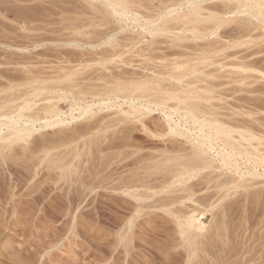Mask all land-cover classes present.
Returning a JSON list of instances; mask_svg holds the SVG:
<instances>
[{"label":"rangeland","instance_id":"374dc122","mask_svg":"<svg viewBox=\"0 0 264 264\" xmlns=\"http://www.w3.org/2000/svg\"><path fill=\"white\" fill-rule=\"evenodd\" d=\"M12 1H15L12 3ZM17 1V3H16ZM19 1V2H18ZM59 1V3H58ZM103 0H0V46H2L0 48V97H3L2 95H4L7 91V93L5 94V96H9V93H11V87L13 89L16 90L15 87H18V83H14L12 84L11 83V78L14 76H19L21 74L20 70L18 69L20 67H23L24 66V70L23 68H21L22 71H25V65L27 66V68H33L35 69L36 67H40L38 68L39 70H43V72H45L44 70H49L51 69V66L52 65V68L54 69V67L57 68V66L61 63V61L66 57H76V55L74 54H78L80 55L81 53L83 54V56H85V58L87 57H90L91 55V58H88L89 60L91 59L92 61V58L94 57L96 59V57H101L100 55L103 54H98V52H101L103 51L102 49L104 47L107 48L108 50V44L110 45V43H108V39H110L112 37V39L116 38V42L119 44L123 43L124 45L126 46H123V45H120L121 47L118 48V45L116 46V49L119 50L122 48H124L125 53L123 52V48L121 50V52H123V55L125 56H122L121 54V57H122V63L120 62L119 59H121L120 57V54L116 53L117 55L113 56V60L116 61L115 64H114V61L112 60V64L114 65H111L110 62L107 63L108 66H111V69L108 71L110 73V75L113 73V74H116L117 72H121L122 69H123V72H125L124 70L126 69V71H134L138 74H142L143 73H151L149 71H151L149 69L148 70H144L145 66L146 68H156V66L159 64V63H168L169 61L172 63V61L175 59V57L178 59L179 57H181L182 55V52L180 51H185V49H187V47L185 46L186 44L188 46L191 47L187 49L188 53H192L194 51H192V47H193V50H198L200 48H202V46L199 48V45H196V44H202V41L198 43V41L194 40L195 42H193V40H187L183 42L182 44V47L180 46H177L176 43L178 42H175V45L174 43H172V40L170 42L169 38L167 40V34L169 33H155V32H151L149 31L148 29H144L142 27H139L137 26L133 21L132 23H130V21L127 20V17L126 19L123 17L122 19L120 18H113L111 15H108L107 12H106V9L105 8V3L102 2ZM124 1H128L129 0H124ZM133 0H130L131 3H133L132 7L133 9H135V12L136 11H145L144 13L143 12H136V13H143V14H140V15H147L149 17H153L156 13V11L160 10V8L162 7V5H167V6H170L173 2V4H177L179 1L181 0H134V2H132ZM22 2V3H21ZM51 2V3H50ZM55 2V3H54ZM100 2V3H99ZM167 2V3H165ZM10 3V4H9ZM16 3V4H15ZM25 3V4H24ZM210 3V2H209ZM6 4V5H5ZM36 4V5H35ZM52 4V6H51ZM55 4V5H53ZM60 4V5H59ZM96 4V6H95ZM99 4V5H98ZM172 4V6H173ZM8 5V6H7ZM34 5V6H33ZM91 5V6H90ZM10 6V7H9ZM14 6V8H12ZM25 7L22 8V7ZM37 8H36V7ZM56 6V7H55ZM135 6V8H134ZM161 6V7H160ZM16 7V8H15ZM30 7V8H29ZM131 7V5H130ZM131 7V8H132ZM139 7V8H137ZM7 8V9H6ZM19 8H22L19 10ZM36 8V9H35ZM48 8V10H47ZM63 8L64 9V13H63ZM95 8V9H94ZM104 8V9H103ZM129 8L127 11H128V15H130V13L132 14L133 9ZM3 9V11H2ZM35 9V11H34ZM38 9V10H37ZM54 11H53V10ZM68 9V10H67ZM99 9V10H98ZM131 9V10H130ZM137 9V10H136ZM16 10V11H15ZM22 10V11H21ZM27 10V11H25ZM31 13H30V11ZM45 12H44V11ZM66 10V11H65ZM102 10H105V11H101ZM131 12H130V11ZM24 11L26 14H28L29 16H34V15H37V16H34V20L30 21V19L26 18L27 15L24 17L23 15L24 14ZM40 11V12H39ZM146 11L148 12L146 14ZM3 12V13H2ZM21 12V13H20ZM44 12V13H43ZM52 12V13H51ZM59 12V13H58ZM95 12V13H94ZM134 12V13H135ZM154 14H152V13ZM20 13V14H19ZM23 13V14H22ZM33 13V14H32ZM55 13V14H54ZM57 13V14H56ZM151 13V14H149ZM15 14V16H14ZM19 14V15H18ZM54 14V15H53ZM94 14V16H93ZM103 14V15H102ZM39 15V16H38ZM44 15V17H43ZM50 15V16H49ZM78 15V16H77ZM103 17L104 15L106 17L109 18L110 16V19L111 21L109 20H106V18H104L105 20L100 19V17ZM14 16V17H13ZM18 16V17H17ZM47 16V17H46ZM49 16V17H48ZM53 16V18H52ZM74 18H72V17ZM97 16V17H96ZM16 17V18H15ZM25 19H24V18ZM58 17V18H57ZM62 17V18H61ZM63 17H66L67 19L64 20ZM69 17V19H68ZM76 17V18H75ZM86 17V18H85ZM112 17V18H111ZM148 17V18H149ZM232 18L233 16L230 14L229 15V18ZM18 18V19H17ZM24 21H23V19ZM30 18V17H29ZM35 18L37 20H35ZM46 18V19H44ZM230 18V19H231ZM28 21H27V20ZM33 19V18H32ZM39 19V20H38ZM42 19V22L41 20ZM93 19V21H92ZM115 19H118L117 21ZM146 19H147V16H146ZM150 19V18H149ZM60 23H59V21ZM86 20V21H85ZM90 20V21H89ZM100 20H103L104 22L106 21H109L110 24L107 23H104V26H106L105 28L100 26L101 24V21ZM119 20L120 23H119ZM125 20H127L128 22H126ZM19 21V23H17ZM56 23H55V22ZM64 21H66L64 23ZM77 21V22H75ZM81 21V22H79ZM96 23H95V22ZM103 21H102V24L103 25ZM29 22H32L30 23L29 25ZM47 22V23H46ZM54 22V23H53ZM70 23L72 24V22H75L77 24H79V27L81 24L83 25H87V22H91L90 25H88L89 27H91V31L85 35H83V37L85 36V38L87 40H91V42L96 45L94 47H91L89 44H85L84 42H86L87 40L85 38H81V36L79 37L81 39V41H77V42H71L69 40H67L68 37H71L72 34H69L67 35V32H71L72 30H67V29H63L65 26H66V23ZM94 24H93V23ZM229 22V21H228ZM227 22V23H228ZM25 23V24H24ZM38 23V24H37ZM81 23V24H80ZM127 23V24H126ZM226 25L224 24L222 27H220L218 30L219 33V36H221L222 34V38L218 41L217 39L220 38H216L215 39V42H217V44L219 45L220 43H224L225 44V47H226V44H232L230 42H232L233 40L235 39H240V40H245V39H248L247 42L249 41V43L245 44L246 46H244V43H243V46L244 47H241L242 46V43H240L239 47L235 44V46L237 48H234L238 50V53L239 55L242 56V54H245L246 53L251 56H248L250 58V60H256L257 58L256 57H260V60L262 61L264 59V31L261 30V28H258L260 31L263 32V36L262 35V32L259 33L260 34V37L259 36H256V32H258L259 30H255L252 29L251 32L250 30L246 29L245 31V28L246 26L244 25V23L240 22V19L238 17L234 18L233 21L230 20V22ZM4 24V25H3ZM16 24V25H15ZM37 24V25H36ZM74 24V23H73ZM91 24H93V28L92 29V26ZM99 25L100 27H96V25ZM107 24V25H105ZM3 25V26H2ZM29 25V26H28ZM33 25V26H32ZM35 25V26H34ZM54 25V26H53ZM110 25V26H108ZM132 25V26H131ZM6 26V27H5ZM17 26V27H15ZM39 26V27H37ZM43 26V27H42ZM47 26V27H46ZM51 26V27H50ZM53 26V27H52ZM55 26H58V27H55ZM87 26V27H88ZM131 26V27H129ZM33 27V28H32ZM62 27V28H61ZM88 27V29H89ZM108 28H111L109 30L111 31H114V32H110L108 31ZM121 27V28H120ZM22 28V29H21ZM31 28V29H30ZM45 28V29H44ZM49 28V29H48ZM84 28V29H87L86 27H82L81 25V29ZM98 28V29H97ZM103 28V29H102ZM118 28V29H117ZM253 28V27H251ZM58 31H56V30ZM97 29V30H96ZM105 29H107V33H105ZM114 29V30H113ZM250 29V28H249ZM11 30V31H10ZM13 30V31H12ZM32 30V31H31ZM35 30V31H34ZM54 31V32H51V31ZM95 30V31H94ZM105 31L103 34L102 31ZM133 30V31H132ZM229 30V31H228ZM231 30V31H230ZM249 32H248V31ZM25 33H24V32ZM37 31V32H36ZM39 31V32H38ZM97 31L99 33H97ZM141 31V32H140ZM144 31V32H142ZM224 31V32H223ZM228 31V33H227ZM236 31V32H235ZM259 31V32H260ZM36 32V33H35ZM41 32V33H40ZM66 32V34H64ZM91 32L94 34L96 33V42H94L95 40H92L89 38V36L91 35ZM102 32V33H100ZM123 32V33H122ZM125 32V33H124ZM139 32V33H138ZM223 32V33H222ZM230 32V33H229ZM235 32V34H234ZM247 32V33H246ZM37 37H35V35ZM57 33V34H56ZM131 33V34H129ZM137 33V34H136ZM142 33V34H141ZM144 33V35H143ZM151 33V35H150ZM153 33V34H152ZM232 33L235 35H232ZM237 33V34H236ZM252 33V34H250ZM19 34V35H18ZM39 34V35H38ZM44 34V35H43ZM60 35H62L60 38L58 37ZM88 34H90L88 36ZM107 34V35H106ZM109 34V35H108ZM155 34V35H154ZM163 34V35H162ZM225 34V35H224ZM239 34V35H238ZM242 34V35H241ZM6 35H8L6 37ZM14 35V36H13ZM29 35V36H28ZM51 35V37H50ZM58 35V36H57ZM94 35V37H95ZM112 35V36H111ZM166 35V36H165ZM21 36V37H20ZM34 36V37H32ZM43 36L45 38H43ZM65 36V37H63ZM67 36V37H66ZM103 36V37H102ZM120 38H119V37ZM125 38H124V37ZM133 36V37H132ZM137 36V37H136ZM151 36V37H150ZM158 36V37H157ZM172 36V34H169V37ZM226 38H225V37ZM231 36V37H230ZM6 37V38H5ZM10 37V38H9ZM30 37V38H29ZM42 38L41 40H39V38ZM50 37L51 39H48ZM53 37V39H52ZM57 37V38H55ZM63 37V38H62ZM92 37V36H91ZM136 37V38H135ZM140 37V38H139ZM228 37V38H227ZM241 37V38H239ZM262 37V38H261ZM8 38V40H7ZM17 38V39H16ZM34 38V39H32ZM47 38V39H46ZM55 38V39H54ZM59 38V39H58ZM66 38V39H65ZM127 38V39H126ZM131 38V39H130ZM160 38V39H159ZM170 38H173V37H170ZM211 38H213L211 36ZM210 38V39H211ZM224 38V39H223ZM4 39V40H3ZM6 39V40H5ZM13 39V40H12ZM84 39V40H83ZM103 42H101V40ZM137 41H135V40ZM152 41H151V40ZM158 39V40H157ZM226 39V40H225ZM229 39V40H228ZM232 39V40H231ZM15 40V41H14ZM86 40V41H85ZM121 40V41H120ZM127 40V41H126ZM148 40V41H147ZM150 40V41H149ZM154 40V41H153ZM167 44H166V42ZM223 40V41H222ZM231 40V41H230ZM263 40V41H262ZM5 41V42H4ZM10 41V42H9ZM98 41V42H97ZM158 41V42H157ZM163 41V42H162ZM175 41V40H174ZM189 41L190 45L189 44ZM228 41V43L226 42ZM19 42V43H18ZM28 42V43H27ZM139 42V43H138ZM148 42V43H147ZM155 42V43H154ZM214 42V41H213ZM214 42V43H215ZM8 43V44H7ZM17 43V44H16ZM80 43V44H79ZM97 43V44H95ZM100 43V44H99ZM102 43V44H101ZM135 43V44H134ZM151 43V44H150ZM154 43V44H153ZM157 43V44H156ZM163 43V44H162ZM173 45H171V44ZM186 43V44H184ZM20 44V45H18ZM28 44V45H27ZM69 44V45H68ZM78 46H76V45ZM137 44V45H136ZM145 44V45H144ZM217 44L216 47H219ZM222 44V45H224ZM250 44V45H249ZM130 45V47H129ZM134 46V47H131ZM139 45V46H138ZM144 47H143V46ZM156 47L158 46V48H160V45L161 48L160 49H155L152 47ZM155 45V46H154ZM166 45V46H164ZM171 45V46H170ZM196 45V46H195ZM220 45V47L222 46ZM252 45V47H251ZM262 45V46H261ZM70 46V47H69ZM168 46L170 47V49H167ZM177 46V47H176ZM185 46V47H184ZM198 46V47H197ZM250 48H249V47ZM28 47V48H27ZM57 47V48H56ZM73 47V48H71ZM126 47H128L127 49H125ZM140 47V48H139ZM152 47V48H151ZM163 47V48H162ZM180 49H179V48ZM223 47V46H222ZM221 47V48H222ZM246 47V48H245ZM5 48V49H4ZM27 48V49H26ZM56 48V49H55ZM102 48V49H101ZM105 48V50H106ZM109 48L111 49V45L109 46ZM130 48V49H129ZM132 48V49H131ZM138 48V49H136ZM142 48V49H141ZM176 48V49H175ZM204 48V47H203ZM220 48V49H221ZM231 48H228L231 52ZM232 48V50L234 51L235 49ZM257 48V49H256ZM262 48V49H260ZM23 49V50H22ZM68 49V50H67ZM78 49V50H77ZM97 49V50H96ZM148 49V50H147ZM155 49V50H154ZM177 51L179 54L181 53V55L179 56L178 53L176 55H174L175 51ZM241 51H240V50ZM246 49V51H245ZM250 49V50H249ZM253 49V50H252ZM260 49L259 53L261 52V50L263 52H261L259 55H258V52L257 50ZM14 50V51H13ZM57 50V51H56ZM66 50V51H65ZM137 50V51H136ZM165 50V51H164ZM172 50V52H171ZM180 50V51H179ZM244 50V51H242ZM256 50V51H255ZM4 51V52H2ZM12 51V52H10ZM73 51V52H71ZM80 51V52H79ZM93 51V53H92ZM120 51H117V52H120ZM136 51V52H135ZM149 51V52H148ZM151 51H155L154 54L153 53H150ZM168 51H170L168 53ZM183 51V60L187 57L189 58V54L186 53V51L184 52ZM192 51V52H191ZM195 51V52H196ZM240 51V52H239ZM257 53H255V52ZM23 52V53H22ZM26 52V53H25ZM32 52V53H30ZM61 52V53H60ZM63 52V53H62ZM66 52V55L65 53ZM71 52V53H70ZM79 52V53H78ZM89 52L91 54H89ZM104 52V51H103ZM109 51H107L108 53ZM111 52V51H110ZM120 52V53H121ZM129 52V53H128ZM140 52V53H138ZM144 52V53H143ZM167 52V53H166ZM174 52V53H173ZM194 52V53H195ZM198 52V51H197ZM200 52V51H199ZM198 52V53H199ZM228 52V51H227ZM237 52V51H235ZM9 56H7L8 54ZM84 53H87V54H84ZM99 55H97V54ZM133 53V55H132ZM143 53L145 55V53L147 55H151L153 54V58L150 57V55L147 57L144 56ZM160 53V54H159ZM168 54L167 56H163L162 57V60H165V62H161L160 61V55H166ZM242 53V54H241ZM252 53V54H251ZM19 54V55H18ZM26 54V55H25ZM31 54V55H30ZM40 54V55H39ZM70 54V55H69ZM73 54V55H72ZM155 54H158V55H155ZM188 54V55H187ZM191 54V57L193 56ZM256 54V55H255ZM6 55V57H5ZM35 55V56H34ZM42 55V56H41ZM51 55V56H50ZM53 55V56H52ZM56 55V56H55ZM94 55V56H93ZM178 55V56H177ZM238 55V54H237ZM244 55V56H245ZM26 56V57H25ZM32 56L34 58H32ZM44 56V57H43ZM59 56V57H58ZM104 56V54L102 55V57ZM117 56V57H116ZM127 56H129L127 58ZM136 56V58H134ZM175 56V57H174ZM186 56V57H185ZM196 56V55H194ZM255 56V57H254ZM263 56V59L262 57ZM3 57V58H2ZM11 57V58H10ZM29 59H28V58ZM32 59H31V58ZM40 57V58H39ZM50 57V59H49ZM61 57V58H60ZM138 57V58H137ZM147 57V59H146ZM151 58L148 60V58ZM185 57V58H184ZM233 57V56H232ZM232 57L230 58H226V59H222L223 63L225 65H223V67L221 66V63H218V65L220 66H217V65H212L210 67L212 68H216L217 67L219 68V70H214L213 73L214 74H217L218 76L215 78L214 77H211L208 76L207 74L205 76H208L209 78H214L212 81L211 79L208 78L207 81H199V83L197 82V84L194 83V85H197L198 87L201 86L204 87L201 89V87H199V91H205L208 90L207 92L209 93H206L209 95V102L205 101V100H202V106L207 109H210L214 112H217V115L219 117V120L220 122L222 121V124L225 122V125H228L227 123H229V127L231 128H237L235 130H244L245 132V129L247 128V130L249 129V132L251 131V133L253 132V134L258 137H260V141L257 139V141L261 142L264 146V91H262L261 87H263V90H264V79H261L258 81V79L256 78H248L246 79L245 81L248 80L251 81V83H247L245 82V84H243L244 82L242 81H236V75H237V78L239 77L238 74H233L232 71L236 70V69H240L239 66L237 67V63L234 64L233 62L235 61H231L229 59H231ZM18 60H17V59ZM54 58V59H53ZM86 58V59H87ZM93 58V59H94ZM97 58V59H99ZM115 58V59H114ZM127 59L129 63H127V61L125 60L126 63L123 62V59ZM142 58V59H141ZM156 58V59H155ZM168 58V59H167ZM174 58L172 61L171 59ZM193 58V57H192ZM247 58V60L249 59ZM52 59V60H51ZM117 59V60H116ZM137 59V60H136ZM139 59V60H138ZM170 59V60H169ZM176 59V60H177ZM233 59V58H232ZM259 59V58H258ZM21 60V64L19 63ZM28 60V61H27ZM31 60V63L30 61ZM34 60V61H33ZM40 60V61H39ZM41 60H43L41 62ZM119 60V61H118ZM138 62H136V61ZM141 60V62H140ZM159 60V61H157ZM175 60V61H176ZM180 61L181 58H179ZM237 60V59H236ZM259 60V61H260ZM4 61V62H2ZM6 61V62H5ZM8 61V62H7ZM15 61L18 63L15 64ZM24 63H23V62ZM25 61H26V64H25ZM52 63H50V62ZM60 61V63H59ZM118 61V62H117ZM144 61V62H143ZM167 61V62H166ZM191 61H196L195 59L191 60ZM225 61V62H224ZM229 61V62H228ZM10 62V63H9ZM28 62V63H27ZM36 64H35V63ZM39 64H38V63ZM49 62V63H48ZM95 62V61H94ZM94 62H91V63H94ZM143 62V64H141ZM169 62V64L171 65V63ZM232 62V63H231ZM236 62V61H235ZM8 63V64H7ZM13 63V64H12ZM23 63V64H22ZM55 63V65H54ZM57 63V64H56ZM146 63V65H144ZM151 63H154V64H151ZM193 63V62H192ZM227 63V64H226ZM15 64V65H14ZM20 64V65H18ZM41 64V65H40ZM48 65V67L46 65ZM110 64V65H109ZM121 64V65H120ZM125 64V65H124ZM138 64V65H137ZM141 64V65H140ZM160 64V65H161ZM169 64H168V67H169ZM173 64V63H172ZM232 64V65H231ZM260 64V62H259ZM258 64V65H259ZM2 65V66H1ZM6 65V66H4ZM35 65V66H33ZM59 65V66H60ZM119 65V66H118ZM123 65V66H122ZM127 65H130V66H127ZM143 65V67H142ZM149 65V66H148ZM156 65V66H155ZM185 65H188L185 64ZM235 65V66H234ZM261 65H263L264 67V61L261 62L260 64V67ZM10 66V67H9ZM13 66V67H11ZM29 66V67H28ZM32 66V67H30ZM54 66V67H53ZM58 66V67H59ZM95 66V65H93ZM122 66V67H121ZM136 66V67H135ZM139 66V67H138ZM173 66V65H172ZM3 67V68H2ZM9 69H7V68ZM18 67V68H16ZM47 67V69H46ZM50 67V68H49ZM96 69H98L97 66H95ZM112 67H114V69H112ZM121 67V68H119ZM126 67V68H125ZM131 67V68H130ZM163 67H167V66H159L158 65V68H160V70H162ZM184 67V66H183ZM187 67V66H185ZM209 66L207 67L206 69V73H210V72H207L209 71L210 69L212 70V68H210ZM221 67V68H220ZM259 67V66H258ZM6 70H5V69ZM10 68H13L12 70ZM16 68V69H14ZM36 68V69H37ZM42 68V69H41ZM45 68V69H43ZM92 70L94 69L93 73L96 74V71L95 68H91ZM119 69V71H118ZM157 69V68H156ZM164 69V68H163ZM209 69V70H208ZM221 69V70H220ZM223 69V70H222ZM224 69H226L227 71H225ZM234 69V70H233ZM8 70V73L9 74H6V71ZM52 70V69H51ZM88 70V69H87ZM91 70V71H92ZM141 70V71H139ZM204 70V69H203ZM230 70V71H229ZM237 70V71H238ZM263 70V69H262ZM14 71V72H13ZM19 71V72H18ZM53 71V70H52ZM51 71V72H52ZM90 71V69H89ZM88 71V72H89ZM90 71V73H91ZM101 71V70H98L97 73ZM111 71V72H110ZM127 71V72H128ZM138 71V72H137ZM146 71V72H145ZM4 72V73H3ZM12 72V74H11ZM18 72V73H16ZM47 72V71H46ZM50 72V70L48 71ZM47 72V73H48ZM86 72V71H85ZM140 72V73H139ZM222 72V73H221ZM232 72V73H231ZM236 72V71H235ZM24 73V72H22ZM88 73V75L90 74ZM108 73V74H109ZM226 73V74H225ZM4 74V76H3ZM87 74V72H86ZM92 74V73H91ZM223 74V75H222ZM225 74V75H224ZM230 74V75H229ZM16 75V76H15ZM190 75H193V74H190ZM9 78L7 79L6 78ZM204 76V75H203ZM203 76H202V79H203ZM11 77V78H10ZM13 77V78H14ZM228 80H225V82L223 83L224 79ZM191 79V78H194V77H188L187 79ZM241 78V77H240ZM205 80L207 79L206 77L204 78ZM229 79H234L233 81L229 80ZM6 82V83H3ZM235 81V82H234ZM252 81L254 82H258V83H252ZM260 81H263V82H260ZM95 82V81H93ZM164 83H166V85L168 84V80H163ZM162 82V83H163ZM205 82V83H204ZM210 82V83H209ZM213 82V83H212ZM229 84H227V83ZM236 84H234V83ZM11 83V84H10ZM163 83V84H164ZM201 83V84H200ZM212 83V84H211ZM231 83V85H230ZM18 84V85H17ZM210 84V85H209ZM214 84V85H213ZM254 84V86H253ZM17 85V86H16ZM165 85V84H164ZM237 85V86H236ZM239 85H243L242 87ZM250 85V86H249ZM254 87H252V86ZM8 87V89L5 91V89ZM11 86V87H10ZM15 86V87H14ZM193 86V85H192ZM211 86V88H210ZM235 86V87H234ZM258 86V87H256ZM20 87V85H19ZM208 89H206V88ZM237 87H238V90H237ZM22 90H24L23 87H21ZM213 88V89H212ZM253 88V89H252ZM256 88V90H254ZM259 88H261L259 90ZM12 89V93L13 90ZM204 89V90H203ZM251 89V90H250ZM3 90V91H2ZM240 90V91H239ZM259 90V91H258ZM3 93H2V92ZM209 91H212V92H209ZM216 91V92H215ZM220 91V92H219ZM234 91V93H233ZM238 91V92H237ZM242 91V92H241ZM252 91V93H251ZM5 92V93H4ZM18 94L20 91H17ZM16 92V93H17ZM22 92V91H21ZM204 92V93H205ZM262 92V93H261ZM220 93V94H219ZM256 94V95H255ZM260 96H257L259 95ZM11 96V94H10ZM9 96V97H10ZM241 96V97H240ZM250 96V97H248ZM253 96V97H252ZM214 97V98H213ZM240 97V98H238ZM217 98V99H216ZM238 98V99H237ZM249 98V99H248ZM251 98V100H250ZM255 98V99H253ZM259 98V99H257ZM263 98V99H262ZM87 99V100H86ZM84 100H82L83 102H81L80 100L77 101L79 104L78 105H82V106H87L89 105L90 103L92 104V100H91V97L89 98H86ZM241 99V100H240ZM253 99V100H252ZM262 99V100H261ZM213 100V101H211ZM237 100V101H236ZM18 101H21V100H17V101H14L18 104ZM120 103H122L123 101V98H121L120 100ZM205 101V102H204ZM247 101V102H246ZM263 101V103H262ZM42 102V101H41ZM39 102V104L41 105L42 103ZM66 103H64V101H61L60 102V107L62 108V110L65 112L66 114V117H68L69 121L65 124V125H62V126H56L54 128H47V129H42L38 132H36L34 134V137H32V142L30 143L31 145L30 146H35L37 145L39 142H41V137L42 134L44 136H48L50 138H56L58 135V130L59 129H62V132L63 130L64 133H67L69 132V129L70 131L74 128H76V125L77 127L81 126L84 128L83 125L87 124L89 122V124L93 123V122H98L99 119H102L100 120V124L101 125H104L105 128H102L103 130H106V131H103V130H97L94 128V137L95 136H98L100 131H101V134L102 131L104 133H106L105 135H103V139H106L104 140L105 142H101L102 144H100V147H101V150L103 152L100 151V148H96V147H99V143H94L91 144L90 146L93 145V147L91 148V150H88L90 148H85V145H84V141L86 139H88V137H92L93 134H89V135H86L87 138L83 137L80 140H77L76 141V144L74 143L73 145L76 146V151H74V162L75 164H78V162H82V164L80 163V165L78 164V169L77 172L74 171L73 173H67L68 175H72L67 178V179H62L63 181H59L58 184H56L55 182V179L54 178H57L58 177V171H48V169H45L42 168V166L38 169V171L35 170L32 168V169H28V168H24L23 166L20 165V168H19V165L17 166H14V162L12 163V160L11 163V167L9 168H6V169H2V167H0V264H205V262L203 261V255L205 253V251H203L202 253V256H201V253L202 251L199 252V255L202 257H200V261H199V256L196 257V259H194V257L192 258L193 261L191 260H187L188 256L186 257V255H188L189 251L186 249L187 247L184 246L183 244H185V242L183 241L182 242V239L184 240V238H182V234L179 233V232H175L176 229H178V227L175 229L174 228V224L175 222H171L170 220V223H169V219L171 218L170 215L168 214V220H167V223H166V219H167V216L166 213L159 209H152V208H144L143 211H142V217L141 216H136V218L134 219L133 221V224H132V227L129 226V221L132 217V215L134 214V211H135V206L133 204H135L134 202H136L135 199H133L131 196L123 193L122 191H115V190H112V186L114 184H120L122 181L126 180V179H130V176H131V179L132 178H138L139 176L140 177H143V176H146V177H143L144 180H146V182L149 181V183H156V182H159V179L162 180V184L159 188V185H160V182L157 183L158 186H155L154 185L153 187H158L156 188L157 190H162L161 192H164L163 194H161V192L158 194L159 196L160 195H164V196H168L167 194L171 193L173 190H174V186L172 188L169 187V188H172V189H168V193L162 188V186L164 187V184L167 186L166 183L163 182V179L166 178L169 176V171L165 172V170H163L162 168V171L157 168L158 165L162 166L164 164L165 161H160L162 159V157L167 156L169 155L168 153H170V155H172L174 152L172 150H176L178 148L179 145L183 146L184 147H188L187 145L189 144L188 141L190 139H188V137H184V136H175L171 130H170V125L172 127H174L176 125L177 122H182V126L180 127L181 129H184L185 127L187 128H190V126L192 127V122L188 123V124H184L185 122L184 121V118L182 117L183 115L181 114V111H176L175 112V108L173 109V107H169V108H164V110L162 109V107H164L163 105H159L158 108L155 106V105H152L153 106V109L152 110H149V111H146V112H143V113H139V114H136V115H132L131 117L128 115H126L125 113H123V110H128L129 109V103H124L122 106L118 107L119 106V103H114V106L113 104L110 106V107H106V106H103V109L102 107H100L98 104H95L94 107H93V111L95 112L92 116L91 115H87L86 117L85 116H82V117H78L76 118L75 120H72L70 118V112L71 110V107L69 105V102L68 101H65ZM171 102L173 103V101H170L168 103L171 104ZM206 104H204V103ZM243 102V103H242ZM260 102V103H259ZM11 103V102H10ZM10 103H6V105L10 104ZM16 103H14V105H16ZM255 103L257 104V106L255 105ZM117 104V105H115ZM217 107H215L214 106ZM240 104V106H239ZM259 104V105H258ZM262 104V106H261ZM7 107H11L10 105ZM67 105V106H66ZM245 105V106H244ZM255 105V106H254ZM13 106V104H12ZM39 106V105H38ZM209 106V108H208ZM253 106V107H252ZM5 107V108H7ZM106 107V108H104ZM123 107V109H122ZM175 107V106H174ZM239 107V108H238ZM245 107V108H244ZM255 107V108H254ZM258 107V108H257ZM262 107V108H261ZM110 108V109H109ZM222 108V109H221ZM243 108V109H242ZM253 108V109H252ZM8 109V108H7ZM168 109V110H166ZM170 109V110H169ZM237 110V111H236ZM240 110V111H239ZM245 110V111H244ZM248 110V111H246ZM251 110V111H250ZM253 110H254V113H253ZM257 112H256V111ZM122 111V112H121ZM166 111V112H165ZM170 111H173V118L172 119H168L167 116H166V113L170 112ZM231 111V112H230ZM239 111V112H238ZM180 112V113H179ZM238 112V114L236 113ZM246 112V113H245ZM260 112V113H258ZM69 113V114H68ZM75 115L78 116L79 115V111L78 110H75ZM234 113V116L233 114ZM242 113V114H241ZM246 116H244V114ZM252 113V114H251ZM96 114V115H95ZM221 114V115H220ZM228 114V115H226ZM237 114V115H236ZM240 114V116H239ZM254 114V115H253ZM126 117H125V116ZM141 115V116H140ZM143 117V120L147 121L145 124H144V121L141 122L140 120L137 121L138 117ZM226 115V116H225ZM121 121H119L118 119L119 118H122ZM181 116V117H180ZM249 116V117H248ZM256 116V117H255ZM85 117V118H83ZM94 119H93V118ZM221 117V118H220ZM236 117V118H235ZM95 118H99L98 120L95 119ZM135 118H136V121H135ZM232 118V120H231ZM242 118V119H240ZM248 118V119H247ZM89 119V120H88ZM90 119H92L90 121ZM235 119V120H234ZM240 119V120H239ZM252 119V120H251ZM257 119V121H256ZM81 120V121H80ZM94 120V121H93ZM96 120V121H95ZM119 122H118V121ZM238 120V122H237ZM245 120V121H244ZM93 121V122H92ZM104 121V123L102 122ZM230 121V122H228ZM251 121V123H249ZM254 121H256L254 123ZM261 121V123H260ZM91 122V123H90ZM110 123L111 125H115L116 126H112L110 127L108 125V129L106 128L107 124L106 123ZM114 122V123H113ZM150 124H147L149 123ZM77 123V124H76ZM82 123V124H81ZM103 123V124H102ZM113 123V124H112ZM142 123H143V126H146L147 124V128L143 127L142 126ZM152 123V124H151ZM236 123V125H235ZM241 123V124H239ZM71 124V125H70ZM88 124V125H89ZM106 124V126H105ZM246 124V125H245ZM249 124V126H248ZM257 124V126H256ZM262 124V125H261ZM233 127H232V126ZM235 125V126H234ZM238 125V126H237ZM255 128H253V126ZM72 126V127H71ZM148 126L150 128H148ZM183 126H185L184 128H182ZM252 126V127H250ZM262 128H261V127ZM72 129H71V128ZM80 127V128H81ZM144 129H143V128ZM167 127V128H166ZM228 127V126H227ZM241 129H240V128ZM246 127V128H245ZM257 127V128H256ZM67 128V129H66ZM69 128V129H68ZM78 128V129H80ZM151 128L153 130H151ZM165 128V129H164ZM185 128V129H186ZM188 128L186 130H188ZM261 128V130H260ZM51 129V130H50ZM82 129V128H81ZM147 131H146V130ZM157 129V130H156ZM163 132H162V130ZM166 129H168L166 131ZM193 129V127H192ZM251 129V130H250ZM257 129V130H256ZM49 130V131H47ZM57 130V131H56ZM67 130V131H66ZM97 130V131H96ZM161 130V131H160ZM246 130V131H247ZM253 130V131H252ZM7 129H4V132H6ZM145 131V132H144ZM159 131V132H158ZM165 131V132H164ZM257 131V132H256ZM261 131V133H260ZM126 132V134H125ZM154 132V133H153ZM157 132V133H156ZM162 132V133H161ZM169 132V133H168ZM248 132V131H247ZM263 132V133H262ZM42 133V134H40ZM48 133V134H47ZM96 133L98 135H96ZM156 133V134H155ZM164 133H167L164 135ZM172 133V134H171ZM47 134V135H46ZM52 134V135H51ZM61 134V133H60ZM63 134V133H62ZM123 134V135H122ZM130 134V135H129ZM158 134H161V135H158ZM238 133L236 132L235 135H237ZM92 135V136H91ZM123 137H122V136ZM174 136L176 138H173L172 139H179L180 141H176V140H172L170 136ZM110 136V137H109ZM115 137V138H111V137ZM117 136V137H116ZM119 136V137H118ZM262 136V138H261ZM105 137V138H104ZM108 137V138H106ZM122 137V138H121ZM125 137V139H124ZM127 137V138H126ZM183 137V138H182ZM195 138H197L196 135H194ZM237 137V136H236ZM36 138V139H35ZM93 138V137H92ZM91 138V139H92ZM171 140H170V139ZM95 139V138H93ZM92 139V140H93ZM116 139H119V140H116ZM123 139V140H122ZM263 139V140H262ZM37 140V141H36ZM102 140V139H101ZM110 140V141H109ZM122 140V141H121ZM127 140V142H126ZM171 142H170V141ZM39 141V142H38ZM107 141V143H106ZM113 141V142H112ZM125 143H124V142ZM128 141H129V144H128ZM187 144H186V142ZM256 141V140H254ZM263 141V142H262ZM116 142V143H115ZM120 142V143H119ZM123 142V144H121ZM184 142V143H182ZM112 143V144H111ZM115 143V145H114ZM119 143V144H118ZM127 143V146L124 144ZM173 143V144H172ZM256 143V142H255ZM258 143V142H257ZM81 144V145H80ZM106 144V145H105ZM109 144V145H108ZM110 144L111 146H113V149L110 148ZM171 144V145H169ZM176 144V145H175ZM183 144V145H182ZM260 146L261 149H264V147ZM98 145V146H96ZM121 145V146H120ZM169 145V146H168ZM186 145V146H185ZM120 146V147H119ZM174 146V147H172ZM81 147V148H80ZM87 147V146H86ZM105 147V148H104ZM115 147V148H114ZM175 148V149H171L170 151V148ZM177 147V148H176ZM85 148V149H84ZM95 148V149H94ZM123 148V149H122ZM179 148H182V147H179ZM78 149V150H77ZM97 149V151H96ZM109 149V151H108ZM112 149V150H111ZM119 151H118V150ZM169 151H168V150ZM85 150V151H84ZM122 150V151H121ZM82 153V156H80V160L77 159L78 156L80 155L79 152ZM87 151V152H86ZM98 153L96 154L95 153ZM115 151V152H114ZM117 151V152H116ZM85 153V157H84V153ZM92 154H90V153ZM122 152V153H121ZM177 154H179V152L175 151ZM79 153V155L77 154ZM114 153V154H113ZM118 153V154H117ZM121 153V154H120ZM92 156V157H90ZM94 154H95V157H94ZM77 156L76 158V161H75V156ZM175 155V153H174ZM88 157H90L88 159ZM102 157V158H101ZM82 158V159H81ZM84 158V159H83ZM86 158V159H85ZM95 160H93V159ZM102 159V160H101ZM110 159V161H108ZM240 159V174L236 172V170H229V174H225V173H228V170H223L222 173L225 175V176H233L234 177H237L242 179L244 184H247V185H244L242 183L243 186H239L238 188H234L232 187L230 190L228 191H225L224 193L221 194L220 192V195L217 194L219 193V191L217 190V188L209 183L210 185L206 186L204 184V182L202 180H200V178H194L192 181L190 180V182L194 185V191L195 193H193V197L195 196L194 199H196V201L200 198L201 196V202L203 203L204 199H206L205 201H207L205 203H203V207L202 205H199V203L197 204V202L200 201H195L196 203H194V201H190L189 200V197L188 198H185V204H181L183 207V209L187 210L189 209V207H199L201 210L202 208L206 209L207 208V211L205 210V212H207V217H206V220L205 221H209L208 223L210 224H207V227L210 228L208 230H206V233L204 232V234L208 237H206V241L210 244H208L206 241H205V238H204V241L207 243V246L208 247H212V248H208L210 250V252L213 253L212 258H214L216 261L215 262H218V259H219V262L221 261L222 263L221 264H234L235 261L237 264H242L244 262V264H264V202H262V204L260 203L262 198L264 201V165H260V166H256L253 164V163H249L247 162L245 159L241 160ZM21 160H27L26 157L25 159H20ZM79 160V161H78ZM84 160V161H82ZM92 160V161H91ZM112 160V161H111ZM78 161V162H77ZM85 161H86V164H85ZM98 161V162H97ZM108 161V162H107ZM160 161V163L158 164L157 162ZM107 162V164L105 163ZM137 162V163H136ZM93 163V164H92ZM98 163V164H97ZM111 163V164H110ZM156 163H157V166H156ZM171 164V162H170ZM82 165V167H81ZM92 165V167L90 166ZM96 165V166H95ZM100 165V166H99ZM109 165V166H107ZM80 166V167H79ZM88 166V167H87ZM90 166V167H89ZM106 166V167H105ZM85 167V168H84ZM102 167V169H101ZM156 167V168H155ZM24 168V170L22 169ZM42 168V169H41ZM94 168V169H93ZM98 168V169H96ZM2 169V171H1ZM16 169V170H15ZM20 169V171H19ZM26 169H27V172H26ZM44 169V170H43ZM158 169H159V173H158ZM256 169V170H255ZM11 170V171H10ZM90 170V171H89ZM19 171V172H18ZM32 171V172H31ZM35 171V172H34ZM37 171V172H36ZM42 171V172H41ZM48 171V173H47ZM80 171V172H79ZM102 171V172H101ZM243 171V172H242ZM5 172V173H4ZM15 174H13V173ZM24 172V173H23ZM58 172V173H57ZM92 172V173H90ZM96 172V173H94ZM110 172V175H112L110 177V175L108 174ZM219 172V171H218ZM221 172V171H220ZM225 172V173H224ZM256 173L259 174V176H253L252 173ZM4 173V174H3ZM22 173V174H21ZM29 173V174H28ZM35 173V174H34ZM48 175H47V174ZM50 173L51 175H55L54 177L53 176H50ZM54 173V174H53ZM90 173V174H89ZM106 173V175H105ZM6 174V175H5ZM13 174V175H12ZM19 174V175H18ZM77 174V175H76ZM86 174V175H85ZM88 174V175H87ZM95 174V175H94ZM121 174V175H120ZM167 174V175H165ZM238 174V175H237ZM250 174V175H249ZM5 175V176H4ZM120 175V176H119ZM165 175V176H164ZM240 175H242L241 177H239ZM7 176V177H6ZM10 176V177H9ZM16 176V178H14ZM18 176V177H17ZM20 176V177H19ZM26 176V177H25ZM36 176V177H34ZM46 176V177H45ZM50 176V177H49ZM57 176V177H56ZM76 176V177H75ZM86 176H91L90 178ZM100 178H99V177ZM103 176V177H102ZM124 176H126V178H124ZM133 176V177H132ZM167 176V177H166ZM253 176V177H252ZM261 176V177H260ZM34 177V179H33ZM52 177V179H51ZM71 177V178H70ZM96 177V178H94ZM109 177V178H108ZM113 177V178H112ZM118 177V178H117ZM139 177V178H140ZM158 177H160L158 179ZM8 180H7V179ZM19 178V179H18ZM25 178V179H24ZM36 178H37V181H36ZM44 178V179H43ZM46 178V179H45ZM92 178L94 179H98L100 182L97 183V185L95 186V190H92V191H89V189H82V185L80 184L83 180H91ZM107 178V179H106ZM111 178V179H110ZM124 178V179H123ZM136 178V179H137ZM142 178V179H143ZM169 178V177H168ZM17 179V180H16ZM22 179V180H20ZM78 179V180H77ZM89 179V180H88ZM113 179V180H112ZM117 179V180H116ZM132 179V180H134ZM239 179V180H240ZM247 181H245V180ZM66 180L68 181V183L66 182ZM103 180V181H102ZM107 180V181H106ZM115 180V181H114ZM143 180V182H145ZM241 180V182H242ZM3 181V182H2ZM20 181V182H18ZM29 181V183H28ZM77 181V182H76ZM81 181V182H80ZM120 181V182H119ZM197 181V182H195ZM199 181V184H197ZM202 185H201V183ZM8 182V183H6ZM13 182V183H12ZM40 182V183H39ZM64 182V184H63ZM104 182V183H102ZM107 182V183H106ZM116 182V183H115ZM118 182V183H117ZM145 182V183H146ZM189 182V181H188ZM189 182V184H190ZM249 182V183H248ZM6 183V184H5ZM15 183V184H14ZM31 183V184H30ZM50 185H49V184ZM52 183V185H51ZM54 183V184H53ZM68 186H67V184ZM71 183V184H70ZM73 183V184H72ZM106 183V185H105ZM109 183V184H108ZM195 183V184H194ZM17 184V185H16ZM45 184H46V187H45ZM56 184V185H55ZM75 184V185H74ZM77 184V185H76ZM79 184V185H78ZM108 184V185H107ZM251 184V185H250ZM101 185V186H100ZM177 185V184H176ZM175 185V186H176ZM197 185H200V186H197ZM4 186V188H3ZM14 186V187H13ZM39 188H37V187ZM58 186H59V189H58ZM66 186V187H65ZM78 186V187H77ZM108 186V187H106ZM182 186V185H181ZM180 185L177 187L176 190H179V193H180V188L181 187ZM206 187L208 188L206 190V188H202V187ZM43 187V188H42ZM45 187V188H44ZM68 187V188H67ZM184 187V186H183ZM181 187V188H183ZM200 187V188H199ZM3 188V190H2ZM8 188L10 190H8ZM36 188V189H35ZM52 188V189H51ZM72 188V189H71ZM100 188V189H99ZM202 188V189H201ZM212 188V189H211ZM215 188V189H214ZM6 191H5V190ZM31 189V190H30ZM67 189V190H66ZM141 189H144V188H141ZM196 189V190H195ZM201 189V190H200ZM204 189V190H203ZM34 190V191H32ZM42 190V191H41ZM44 190V191H43ZM63 190V191H62ZM149 190V189H148ZM164 190V191H163ZM170 190V192H169ZM172 190V191H171ZM174 190V193L175 192H178ZM199 190V191H198ZM214 190H216V192H214ZM234 190V191H233ZM239 190V191H238ZM50 191V192H47ZM62 191V192H61ZM74 191H75V194H74ZM85 191V192H84ZM97 191V192H96ZM142 192L144 191V193L148 192L147 189L145 188V190H141ZM182 191V190H181ZM203 191V192H202ZM213 191V192H212ZM233 191V192H232ZM14 192V193H13ZM30 192V193H28ZM32 192V193H31ZM35 192V193H34ZM38 194H37V193ZM41 192V193H40ZM71 192V193H70ZM73 192V193H72ZM77 192V194H76ZM83 192V193H82ZM87 192V194H86ZM153 191V189H151V191L149 190V194H151ZM166 192V193H165ZM184 192V191H183ZM187 193V191H185ZM184 192V193H185ZM206 192V193H205ZM209 192V193H207ZM223 192V191H222ZM235 192V194H234ZM40 193V194H39ZM64 195H63V194ZM85 193V196L83 195ZM178 193V194H179ZM199 193V194H197ZM204 193L206 195H204ZM212 193V194H211ZM231 193V194H230ZM233 193V194H232ZM13 194V195H12ZM32 194V195H30ZM35 194V196L37 195V197H42L44 198L43 201L42 198H36V200L34 199L33 195ZM42 194V196H40ZM46 196H45V195ZM61 194V196H60ZM74 194V196L72 195ZM173 194H170V195H173ZM177 194V195H178ZM183 194V193H181ZM180 194V195H181ZM214 194V195H213ZM217 194V195H216ZM225 196H224V195ZM227 194V195H226ZM230 194V195H229ZM63 195V196H62ZM69 195V196H68ZM176 195V194H175ZM174 195V196H175ZM199 196L197 198V196ZM209 195V196H208ZM212 195V197H210ZM221 195H223V197H221ZM262 195V196H261ZM53 196V197H52ZM73 196V197H72ZM79 197H84L85 200L82 202H80L81 204L78 203V201L75 203V207L73 206L72 208L68 206V204L66 203L68 201V199L71 197L72 199L73 198H77ZM116 196V197H115ZM158 196V197H159ZM162 196V197H164ZM207 196V197H206ZM232 196V197H231ZM244 196V197H243ZM69 197V198H68ZM94 197V198H93ZM121 197V198H120ZM124 197V198H123ZM193 197L191 196V198L193 199ZM203 197V198H202ZM205 197V198H204ZM210 197V198H208ZM248 197V198H247ZM32 198L34 200H32ZM51 198V199H50ZM93 198V199H92ZM119 198V199H118ZM214 198V199H213ZM222 200H221V199ZM233 198V199H232ZM261 198V199H260ZM62 199V200H61ZM74 199V200H76ZM92 199V200H91ZM126 199V200H125ZM187 199V200H186ZM191 199V200H192ZM203 199V200H202ZM212 199L214 202H212ZM231 199V200H229ZM248 199V200H247ZM27 200L30 202V204L27 202ZM49 200H53L54 202L56 201L55 205L56 206H53L52 208H50V214L49 213V210H44L45 208L43 207V205L48 202ZM89 200V201H88ZM91 200V201H90ZM115 200V201H114ZM124 200V201H122ZM150 200L152 199H149L147 202L149 203ZM189 200V201H188ZM217 200V201H215ZM226 200V201H225ZM229 200V201H228ZM233 200V201H232ZM245 200V201H244ZM30 205L31 208H29V205H26L27 203ZM33 201V202H32ZM39 201V202H38ZM46 201V202H45ZM58 201V202H57ZM63 201V202H62ZM101 201V202H100ZM122 201V202H121ZM126 201V202H125ZM133 201V202H132ZM146 201H142L143 203H145ZM211 201V202H210ZM224 201V202H223ZM248 201V202H247ZM35 202V203H34ZM63 203L62 205L60 204ZM105 202V203H104ZM124 202V203H123ZM130 202V203H129ZM146 202V203H147ZM152 202V201H151ZM235 202V203H234ZM251 204H250V203ZM59 203V204H58ZM79 205H78V204ZM96 203V204H95ZM115 203V204H113ZM117 203V204H116ZM184 203V201H183ZM190 203V204H189ZM200 203V204H202ZM207 203H210L212 204V206H209V204ZM223 203V204H222ZM247 203V204H246ZM25 204V205H24ZM67 204V205H66ZM189 204V205H187ZM231 204V205H230ZM234 204V205H233ZM259 206H258V205ZM261 204V205H260ZM33 205V206H32ZM54 205V204H53ZM96 205V206H95ZM119 205V206H118ZM133 205V206H132ZM179 205V203L177 204ZM180 205V206H181ZM191 205V206H190ZM204 205H206L207 207H205ZM220 205V206H219ZM78 206V207H77ZM128 206H129V209H128ZM176 206V205H175ZM201 206V207H200ZM209 206V207H208ZM229 206V207H228ZM231 206V207H230ZM234 206V207H233ZM258 206V207H257ZM69 207V208H68ZM112 207V208H111ZM177 207V206H176ZM179 207V206H178ZM187 207V208H185ZM217 207V208H216ZM221 207V208H220ZM253 207V208H252ZM29 208V209H28ZM33 208V210H31ZM132 208V209H131ZM180 208V207H179ZM210 208V209H209ZM215 208V210H213ZM233 208V209H232ZM259 208V209H258ZM54 209V210H53ZM182 209V207H181ZM226 209V210H225ZM235 209V210H234ZM238 209V210H236ZM244 209V210H243ZM247 213H246V211ZM70 210V211H69ZM73 210V211H72ZM213 210V212H211ZM220 210V211H219ZM229 210V211H227ZM232 210V211H231ZM243 212H242V211ZM261 210L263 212H261ZM72 211V212H71ZM133 211V212H132ZM148 211V212H147ZM155 212L154 214H159V212L162 213V217L160 218L161 215L157 216V217H154L155 215L153 214L152 215V212ZM158 211V213H157ZM219 211V212H218ZM222 211V212H221ZM226 211V212H225ZM231 211V213H230ZM57 212V213H56ZM145 212H147L148 214H145ZM151 212V214H150ZM211 212V213H210ZM224 212V213H223ZM227 212L229 214H227ZM239 212V213H238ZM261 212V214H260ZM33 216H31V214ZM54 213V214H53ZM235 213V214H234ZM258 213V214H257ZM263 213V214H262ZM30 214V215H28ZM47 214V218H46V215ZM64 214V215H63ZM150 214V215H149ZM215 214V215H214ZM221 214V215H220ZM227 214V215H226ZM35 215V216H34ZM56 215V216H55ZM68 215V216H67ZM144 215V216H143ZM235 215V216H234ZM246 215V216H245ZM248 215V216H247ZM29 218H28V217ZM42 216V218H45L42 219L40 218ZM51 216V217H50ZM53 216V217H52ZM59 216V217H58ZM66 216V217H65ZM224 216V218H223ZM227 216V217H226ZM233 216V217H232ZM33 217V218H31ZM50 217V219H49ZM130 217V218H129ZM142 219H141V218ZM151 217V219H150ZM165 220H163L164 218ZM215 219L217 220H212V219ZM229 217V218H228ZM235 217V219H234ZM248 217V218H247ZM39 220H38V219ZM67 218V219H66ZM263 218V219H262ZM37 219V220H36ZM70 219V221H69ZM144 219V220H143ZM157 219V220H156ZM209 219V220H208ZM230 219V220H229ZM249 219V220H248ZM139 220H143L142 222L139 221ZM227 220V221H226ZM230 221V223L228 224V222ZM234 222H233V221ZM240 220V221H239ZM63 221V222H62ZM66 221V222H65ZM159 221L161 223H159ZM165 221V222H164ZM216 221V222H215ZM232 221V222H231ZM236 221V222H235ZM75 222V223H74ZM214 222V223H213ZM237 222H238V225H237ZM244 222V223H243ZM139 223V224H138ZM159 223V224H158ZM169 223V224H168ZM224 223V224H223ZM226 223V224H225ZM235 223V224H234ZM246 223V224H245ZM158 224V225H156ZM165 224V225H163ZM167 224V225H166ZM173 224V225H172ZM219 224V225H218ZM74 225H76L74 227ZM171 225V226H170ZM229 225V226H228ZM235 225V227H234ZM237 225V226H236ZM240 225V226H239ZM243 225V226H242ZM248 225V226H247ZM153 226V227H152ZM177 226V225H176ZM213 226V227H212ZM216 226V228H214ZM218 226V228H217ZM225 226V227H224ZM228 226V227H227ZM231 226V227H230ZM246 226V227H245ZM150 227V228H149ZM157 227L156 231H155V228ZM160 227V228H159ZM169 227H170V230H169ZM222 227V228H221ZM237 227V228H236ZM239 227V228H238ZM154 228V229H153ZM174 230H173V229ZM233 230V232L231 231V229ZM243 228V229H242ZM147 229H150L147 231ZM154 230L151 232V230ZM168 229V230H167ZM215 229V230H214ZM225 233H224V231ZM241 229V230H240ZM160 230V231H159ZM164 232H163V231ZM214 230V231H213ZM216 230H217V234L219 233V231L222 233V234H225V235H222L220 236V234L218 236H220L219 238L216 236ZM236 230V231H235ZM126 231V232H125ZM150 231V232H149ZM179 231V230H178ZM231 232L228 234V232ZM209 233V234H208ZM214 235H213V234ZM181 234V236H180ZM212 236H211V235ZM122 235V236H121ZM179 235V236H178ZM210 235V237H209ZM130 240H129V238ZM177 236V237H176ZM235 236V237H234ZM122 238V239H121ZM213 238V239H212ZM221 238L222 241H219ZM234 238V239H233ZM127 239V240H126ZM216 239H219V240H216ZM257 239V240H256ZM125 240V241H123ZM181 240V241H180ZM213 240V241H212ZM217 243H216V241ZM259 240V241H258ZM130 241V242H128ZM226 241V242H225ZM230 241V242H228ZM236 241V242H235ZM263 241V242H261ZM212 242V243H211ZM233 244H232V243ZM220 243V244H218ZM229 243V244H228ZM231 243V244H230ZM261 243V244H260ZM128 244V246H127ZM213 244H217V245H213ZM235 244V245H234ZM183 245V246H182ZM186 245V244H185ZM210 245V246H209ZM244 245V246H243ZM258 245V246H257ZM260 245V246H259ZM207 246H205L207 248ZM214 246H215V249H214ZM219 246V247H218ZM224 246V247H223ZM229 246V247H228ZM247 246V247H246ZM253 246V248L251 247ZM224 250H222L223 248ZM233 247V249H231ZM246 247V248H245ZM185 248V249H184ZM205 248V249H206ZM219 249L220 252H218L217 249ZM226 248V249H225ZM228 248V249H227ZM240 248V249H239ZM249 248V249H248ZM251 248V249H250ZM256 248V249H255ZM207 249V250H208ZM212 249V250H211ZM221 249V250H220ZM236 249V250H235ZM239 249V250H238ZM248 250V251H244V250ZM253 249V250H252ZM260 249V250H259ZM128 250V251H127ZM183 250V251H182ZM187 250V251H186ZM206 250V251H207ZM208 250V252H209ZM231 250H235L234 252L231 251ZM258 250V251H256ZM224 252V255H223V252ZM251 251H255V252H250ZM176 252V253H175ZM206 252L205 254L209 255L211 254L210 252L208 253ZM218 252V253H217ZM226 252V253H225ZM237 254H236V253ZM257 252V253H256ZM259 252V254H258ZM216 253V255H215ZM242 253V254H241ZM219 254V256H218ZM222 254V255H221ZM231 256H230V255ZM233 254V255H232ZM256 254V255H255ZM177 255V256H176ZM207 255L204 257V259L207 260L206 264H213V262L210 263V256L208 258ZM215 255V257H213ZM237 255V256H236ZM252 255V256H251ZM263 255V256H262ZM255 256V257H254ZM223 261H222V259ZM235 259H234V258ZM250 259V261L247 259ZM259 259H258V258ZM229 260H228V259ZM237 258V259H236ZM262 258V259H261ZM221 259V260H220ZM247 259V260H246ZM186 260V261H185ZM197 260V261H196ZM241 260V261H240ZM187 261H191L190 263H188ZM212 261V260H211ZM214 261V260H213ZM263 261V262H262ZM204 262V263H203ZM217 263V264H220V263ZM253 262V263H252ZM262 262V263H260ZM235 263V264H236ZM216 264V263H214Z\"/></svg>","mask_w":264,"mask_h":264},{"label":"bare ground","instance_id":"6f19581e","mask_svg":"<svg viewBox=\"0 0 264 264\" xmlns=\"http://www.w3.org/2000/svg\"><path fill=\"white\" fill-rule=\"evenodd\" d=\"M48 1V0H47ZM53 1V0H52ZM13 2H15V1H12V3ZM19 2V1H18ZM102 2H104L105 3V8H107L106 9V12H107V14L108 15H111L113 18H120V19H122L123 17L126 19V17H127V20L128 21H130V23H132V21L137 25V26H139V27H142V28H144V29H148L149 31H151V32H155V33H169V34H172V36H170V37H173V38H170L169 37V34H167V40H168V38H169V40L170 39H174L173 41L172 40H170V42L172 41V43H174V45H175V42H178V43H176V45L177 46H181L182 47V44H183V42L184 41H186L187 42V40H193V42H195L194 40H196V41H198V40H200V42H201V40L202 41H204V42H202V44H196V45H199V48L202 46V48H200V49H198L197 51L199 52H197L196 50H193V47H192V51H196L195 53L193 52V54L192 53H188V51H187V49L188 48H190L191 49V47L190 46H188L186 43H184V44H186L185 46L187 47V49H185V51H186V53H188L190 56H189V58H187L186 56V58L183 60V56H184V54H183V51H180V52H182V55H181V53L179 54L177 51H175V50H173V51H175V53H174V55H176L177 53H178V55L180 56L181 55V57H179V58H181V60L182 61H180L179 60V58L177 59L175 56V59L174 58H172L171 59V61H172V63H171V65L169 64V62L166 64V63H164V65H163V63L161 64V63H159L158 65L161 67V66H167V67H163L162 68V70H160V68H158V65L156 66V68H146V66H145V68H144V70H148L149 71V69L151 70V71H149V72H151V73H143L142 72V74H138V73H136V72H134V71H126V69L124 70L125 72H123V69H122V71L121 72H117L116 74H111L110 75V73L108 72L110 69H111V66H108V64L107 63H109L110 62V64L111 65H113L112 64V60H113V56H115V55H117L116 53H118V54H120V57H121V54H122V56H125V55H123V52L125 53V51L126 50H124V48H123V46H126V45H124L123 43H121V44H119L118 45V43L116 42V38H114V39H112V37L110 38V39H108V43H110V45H111V49L109 48V44H108V50H107V46L106 47H104L102 50L104 51H101V52H98L97 51V53L98 54H101V53H103L104 54V56L102 57V55L103 54H101L100 56V58L99 57H96V59L94 58H92V61H91V59L89 60L88 58H91V56L90 57H86L85 58V56H83V54L81 53L80 55L78 54V56H77V54H74V55H76V57H73V56H71V57H66L65 58V60L63 59L62 61H61V65L58 67L57 66V68L56 67H54V69L52 68V65H50L51 66V69L53 70H51V69H49L50 70V72H48L49 70H44L45 72H43V70H39L38 68H40V67H36L35 69H33V68H27V66L26 65H28V64H26V61H25V71H22L21 70V68H23V70H24V66L23 67H20V66H18V67H16V68H18L19 70H20V72L21 73H19V74H21V75H19V76H16V77H10L11 78V83L12 84H14V83H18L19 85H20V87H19V85H18V87H15L16 88V90L15 89H13L11 86V93H9V96H10V94H11V96L9 97V96H5V94L8 92H4L5 94L4 95H2L3 97H0V167H2V169L4 168V169H6V168H10L11 167V164L13 163L14 164V166H17V165H19V168H20V165L21 166H23L24 168L26 167V168H28V169H34L35 170V168H36V170L38 171V169L42 166V168H46V169H48V171H50V172H52V171H58L57 173H58V177L57 178H54L55 179V182H56V184H58V182L59 181H63L62 179H67L68 177H69V175L67 174V173H73L74 171H76L77 172V170H79L78 169V164L80 165V163L82 164V162H78L79 160H80V156H82V153L81 152H79L80 153V155H79V153H77L78 155H76L75 156V161H76V158H77V156H78V158L77 159H79L77 162H78V164H75V162H74V151H76V146H74L73 144L75 143L76 144V141L77 140H80L81 141V139L83 138V137H85V138H87L86 137V135H89V134H93V130H94V128L95 129H97V128H99V129H97V130H103L102 128H105L104 127V125H101L100 124V120H102V119H97V118H95V119H97L98 120V122H93V123H91V124H89V122L87 123V124H85V125H83L84 126V128L83 127H77V125H76V128H74V129H72L71 127V131H70V129H69V132H67V133H64V131L65 130H63V132H62V129H59L58 130V135H56L57 137L56 138H50V137H46V136H44L42 133H40V134H42V136L43 137H41V142H39L37 145H35V146H30L31 144V142H32V144H33V142L34 141H32V137H34V134L36 133V132H38V131H40V130H42V129H47V128H54V127H56V126H62V125H65L68 121H69V119H68V117H66V114H65V112L62 110V108L60 107V102L61 101H64V103H66L65 101H68L69 102V105H70V107H71V109H69V110H71V112H70V118L72 119V120H75L76 118H80V117H82V116H87V115H93L95 112L93 111V107H94V105L95 104H98L100 107H102V109H103V106H106V107H110L112 104H113V102L115 103H119V106L118 107H120V106H122L124 103L126 104V103H129V109L128 110H123V113H125L126 115H128L129 114V116L131 117L132 115H136V114H139V113H143V112H146V111H149V110H152L153 109V106L152 105H155L157 108H158V106L159 105H163L164 107H162V109L164 110V108H169L170 106L171 107H173V109L175 110V112L176 111H181V114L183 115L182 117L184 118V121L183 122H185L184 124H188L189 122L191 123L192 122V127H193V129H192V127L190 126V128H188V130H186L187 128L185 127V126H183L182 128H184V129H181L180 127L182 126V122H177L176 123V125L174 126V127H172L171 125H170V130H171V132L175 135V136H184V137H188V139H190L189 141H188V147H184V145L183 146H181V145H179L178 146V148L176 149V150H172L174 153H175V155H174V153L172 154V155H170V153H168L169 155H167V156H165L164 155V157H162V159L160 160V161H165L164 162V164L162 165V166H160V165H158L157 166V163L159 164L160 163V161H158L157 163H156V166H157V168H162L163 170H165V172H167V171H169V178L167 177V179L166 178H164L163 179V182L164 183H166L167 184V186L164 184V187L162 186V188L168 193V189H172L173 188V186H174V190H176L177 189V187L180 185H182L181 187H183V188H181V187H179L181 190H180V193H179V190H176V191H178V192H175V194H173L174 193V190L171 192V193H169V194H167L168 196H164V195H158L162 190H157L156 188H158V187H153L154 185L155 186H158V184L157 183H159L160 181L162 182V180H160L159 178L160 177H158V179H159V182H156V183H152V181H151V183H149V181L148 182H146V180H144V178L143 177H146V176H143V177H136L135 179L134 178H132V179H134V180H132L131 179V176H130V179L128 178V179H126V180H124V181H122L120 184H114L111 188H112V190H115V191H122L123 193H125V194H127V195H129V196H131L133 199H135L136 200V202H134L135 204H133L134 206H135V211H134V214L132 215V217H131V219H130V221L128 222L129 223V226H131L132 227V224H133V221H134V219L136 218V216H141L142 215V211H143V209L144 208H152V209H159V210H163L165 213H166V215L165 216H167V219H166V223H167V220H168V218H170L169 219V223H170V220H171V222H175L174 224H176V225H174V228L176 227H178V229H176L175 230V232L177 231V232H179V233H181L182 234V236H181V234H180V236L182 237V238H184V240L182 239V242L184 241L185 242V244H183L184 246H186L187 248V250L189 251V253H188V255H186V257L188 256V258H187V260L189 259V260H191V261H193V257H194V259H196V257L197 256H199V257H197V258H199V261H200V257L202 256V253H203V251H205V253L206 252H208V248H212V247H208L207 246V243L209 242L208 240V242L206 241V237H208V236H206L205 234H204V232L206 233V230H207V228L210 226V224L208 223L209 221H205L206 220V215H207V208L205 209L207 212H205V210L202 208V210L199 208V207H197V206H193V207H189V209H183V207L184 206H182L183 204H185V198H188L189 197V200L190 201H196V199H194L195 198V196L193 197V193H195V192H193L194 190V185L190 182V180L192 179H194L195 177L197 178H200V180H202L203 182H204V184L207 186H209L210 184L209 183H211L212 185H213V187L215 186L216 188H217V190L219 191V193H217V194H219L220 195V192H221V194L222 193H224L225 191H228V190H230L232 187H234V188H238L239 186H243L242 185V183L244 184V182H243V180L242 179H240V178H238V176L237 177H234V175L233 176H225L223 173H222V171L223 170H228V173H225V174H229L230 172H229V170H236V172L237 173H239L240 172V159L239 158H241V160H243V159H245L247 162H249V163H253L254 165H255V167L256 166H260V165H264V149H261L260 148V146H261V142H259L260 141V137H258V136H256V134L254 135L253 134V132L251 133V131L249 132V129L247 130V128L245 129V132H244V130H235V129H237L236 127L235 128H231V127H229L230 125H229V123H227L228 125H225V122L222 124V121L220 122V120H222V119H220L219 120V117L218 116H216L217 115V112H214V111H212L213 110V108L212 107H210V109H207L206 108V106H205V108L202 106L203 104H202V100H205V101H207V102H209V93L207 92L208 90H206V92L205 91H199V87H201V86H197V85H194V83L195 84H197V82L199 83V81H200V79H201V81H207L208 80V76H210L211 75V77H214L215 78V76L214 75H216V77L218 76L217 74H214L213 73V71L216 69V68H212V67H210V66H212V65H217V66H220V65H218L217 64V62L218 63H221V66L223 67V65H225L224 63H223V61H222V59L224 60V59H226V58H230V57H232L231 59H229V60H235L233 63L234 64H236L237 65V67L239 66V70L238 69H236V70H234V71H232L233 72V74L235 75V74H238L239 75V77L237 78V75H236V81H242V82H244L246 79H248V78H256V79H258V81L259 80H261V79H264V67H263V65H261V67H260V64H261V62H263L264 61V59H263V56H261L262 57V61L260 60V57L258 56V57H256L257 59L256 60H250V58L248 57V56H250L249 55V53L247 54L246 53V55L245 54H242V56L241 55H239V53H238V50L237 49H235V48H237L236 46H235V44L239 47V45H240V43H244V46H246L245 44H247V43H249V41L251 40H249L248 42H247V40L248 39H245L244 41L243 40H240V39H235V40H233L232 42H230V43H232L231 45L230 44H226V47H225V42L224 43H220L219 45L217 44V42L222 38V34H221V36H219V33L220 32H218L219 30V28L220 27H222L224 24L226 25V23L229 21L230 22V20L231 21H233V19L234 18H236V17H238L239 19H240V22H242V23H244V25L246 26V28H245V31H246V29H248V30H250V32H251V30L252 29H254L255 30V28H256V30H259V29H257V27L258 28H261V30L262 31H264V0H181V1H179L177 4L175 3V4H173V6H172V4L170 5V6H167V5H162V7L160 8V10H158V11H156V12H154V13H156L153 17H149L148 16V12L146 11V14L147 15H145V16H143V15H140V14H143L145 11H136V12H143V13H136L135 12V9H133V3H131L130 2V0H129V2L128 1H124V0H103ZM132 2H134V0L132 1ZM210 2V3H209ZM2 3V2H1ZM0 3V4H1ZM16 3H17V1H16ZM15 3V4H16ZM22 3V2H21ZM51 3V2H50ZM55 3V2H54ZM58 3H59V1H58ZM100 3V2H99ZM165 3H167V2H165ZM10 4V3H9ZM25 4V3H24ZM6 5V4H5ZM36 5V4H35ZM53 5H55V4H53ZM60 5V4H59ZM99 5V4H98ZM130 5H131V7H130ZM8 6V5H7ZM34 6V5H33ZM51 6H52V4H51ZM91 6V5H90ZM95 6H96V4H95ZM10 7V6H9ZM22 7V6H21ZM25 7V6H24ZM24 7H22V8H24ZM36 7V6H35ZM56 7V6H55ZM1 8V7H0ZM12 8H14V6L12 7ZM16 8V7H15ZM22 8H19V10L20 9H22ZM30 8V7H29ZM37 8V7H36ZM35 8V9H36ZM129 8H131V9H133V11L135 12H132V14L130 13V15H128L127 16V14H128V9ZM134 8H135V6H134ZM137 8H139V7H137ZM7 9V8H6ZM25 9H26V7H25ZM35 9H34V11H35ZM64 9L65 8H63V13H64ZM95 9V8H94ZM104 9V8H103ZM130 9V10H131ZM22 10H24V9H22ZM21 10V11H22ZM38 10V9H37ZM47 10H48V8H47ZM53 10V9H52ZM68 10V9H67ZM99 10V9H98ZM129 10V11H130ZM137 10V9H136ZM2 11H3V9H2ZM16 11V10H15ZM25 11H27V10H25ZM25 11H24V14L25 15H23L24 17L27 15V17L26 18H28V19H30V21H32V20H34V16H37V15H34V16H29L28 14H26L25 13ZM30 11V10H29ZM44 11V10H43ZM49 11V10H48ZM54 11V10H53ZM66 11V10H65ZM101 11V10H100ZM102 11H105V10H102ZM101 11V12H102ZM40 12V11H39ZM45 12V11H44ZM43 12V13H44ZM131 12V11H130ZM3 13V12H2ZM21 13V12H20ZM19 13V14H20ZM30 13H31V11H30ZM52 13V12H51ZM59 13V12H58ZM95 13V12H94ZM151 13H149V14H151ZM18 14V15H19ZM23 14V13H22ZM33 14V13H32ZM55 14V13H54ZM53 14V15H54ZM57 14V13H56ZM232 15L233 17L230 19L229 18V15ZM103 15V14H102ZM14 16H15V14H14ZM13 16V17H14ZM39 16V15H38ZM50 16V15H49ZM48 16V17H49ZM78 16V15H77ZM93 16H94V14H93ZM99 16V15H98ZM107 16V15H106ZM105 15L102 17L103 18V20H105L104 18H106V20H109L110 19V16H109V18L108 17H106ZM146 16H147V19H146ZM18 17V16H17ZM23 17V18H24ZM30 17V18H29ZM43 17H44V15H43ZM47 17V16H46ZM72 17V16H71ZM97 17V16H96ZM100 17V16H99ZM100 17V19H102ZM111 17V18H112ZM150 19H149V18ZM16 18V17H15ZM22 18V19H23ZM33 18V19H32ZM52 18H53V16H52ZM58 18V17H57ZM62 18V17H61ZM64 18V20H66L67 18L66 17H63ZM72 18H74V17H72ZM76 18V17H75ZM86 18V17H85ZM18 19V18H17ZM25 19V18H24ZM24 19H23V21H24ZM44 19H46V18H44ZM54 19V18H53ZM68 19H69V17H68ZM27 20V19H26ZM35 20H37L36 18H35ZM39 20V19H38ZM41 20V22H42V19H40ZM103 20H100L101 21V24H102V21ZM116 21L118 20V19H115ZM127 20H125L126 22H128ZM28 21V20H27ZM59 21V20H58ZM86 21V20H85ZM90 21V20H89ZM92 21H93V19H92ZM109 21H111V20H109ZM109 21H106V22H104L103 21V25H101L100 24V26H102V27H106V26H104V23H107L108 22V24H110L109 23ZM120 21L121 20H119V23H120ZM55 22V21H54ZM53 22V23H54ZM66 21H64V23H65ZM75 22H77V21H75ZM75 22H72V24H70V23H66V26L63 28V29H67V30H72L71 32H67V35H69V34H72L71 35V37H68L67 38V40H69V41H71V42H77V41H81V39L79 38L81 35V38H85V34H87V33H89L90 31H91V27H89L88 25H90V23L91 22H87V25H83V24H81L82 22L81 21H79V22H81L80 24L82 25V27H86L87 29H84V28H82L81 29V25H80V27H79V24H77V23H75ZM95 22V21H94ZM112 22V21H111ZM228 22V23H229ZM1 23V22H0ZM17 23H19V21L17 22ZM30 23H32V22H29V25H30ZM43 23V22H42ZM47 23V22H46ZM56 23V22H55ZM59 23H60V21H59ZM74 23V24H73ZM93 23V22H92ZM96 23V22H95ZM134 23H132V24H134ZM227 23V24H228ZM25 24V23H24ZM38 24V23H37ZM36 24V25H37ZM94 24V23H93ZM93 24H91V26H92V29L94 28L93 27ZM127 24V23H126ZM4 25V24H3ZM2 25V26H3ZM16 25V24H15ZM28 25V26H29ZM96 25V24H95ZM105 25H107V24H105ZM33 26V25H32ZM35 26V25H34ZM54 26V25H53ZM52 26V27H53ZM89 27V29H88V27ZM99 25H96V27H100ZM108 26H110V25H108ZM132 26V25H131ZM131 26H129V27H131ZM6 27V26H5ZM15 27H17V26H15ZM37 27H39V26H37ZM43 27V26H42ZM47 27V26H46ZM51 27V26H50ZM55 27H58V26H55ZM111 27V26H110ZM251 27H253V28H251ZM33 28V27H32ZM62 28V27H61ZM121 28V27H120ZM250 28V29H249ZM22 29V28H21ZM31 29V28H30ZM45 29V28H44ZM49 29V28H48ZM95 29V28H94ZM98 29V28H97ZM96 29V30H97ZM103 29V28H102ZM107 29H108V31H110V32H114V31H111V30H109V29H111V28H108L107 27ZM107 29H105V31L103 30L102 32H103V34H105V33H107L108 31H107ZM118 29V28H117ZM1 30V29H0ZM56 30V29H55ZM90 30V31H89ZM114 30V29H113ZM247 30V31H248ZM11 31V30H10ZM13 31V30H12ZM32 31V30H31ZM35 31V30H34ZM51 31V30H50ZM56 31H58V30H56ZM95 31V30H94ZM133 31V30H132ZM229 31V30H228ZM228 31H227V33H228ZM231 31V30H230ZM260 31V30H259ZM256 32V36H259L260 37V34L259 33H261L262 31H260V32ZM24 32V31H23ZM37 32V31H36ZM35 32V33H36ZM39 32V31H38ZM51 32H54V31H51ZM102 32H100V33H102ZM105 32V33H104ZM141 32V31H140ZM142 32H144V31H142ZM224 32V31H223ZM222 32V33H223ZM236 32V31H235ZM235 32H234V34H235ZM249 32V31H248ZM25 33V32H24ZM35 33H34V35H35ZM41 33V32H40ZM97 33H99L98 31H97ZM123 33V32H122ZM125 33V32H124ZM139 33V32H138ZM145 33V32H144ZM144 33H143V35H144ZM230 33V32H229ZM247 33V32H246ZM57 34V33H56ZM64 34H66V32L64 33ZM96 33H92L91 32V35L90 34H88V36H89V38L90 39H92V40H95V38H96V40H97V38L99 37H96V35H95ZM129 34H131V33H129ZM137 34V33H136ZM142 34V33H141ZM153 34V33H152ZM162 34V35H163ZM233 33H232V35H234ZM237 34V33H236ZM250 34H252V33H250ZM19 35V34H18ZM39 35V34H38ZM44 35V34H43ZM83 35H85L84 37H83ZM94 35H95V37H94ZM107 35V34H106ZM109 35V34H108ZM150 35H151V33H150ZM155 35V34H154ZM225 35V34H224ZM239 35V34H238ZM242 35V34H241ZM8 35H6V37H7ZM14 36V35H13ZM29 36V35H28ZM58 36V35H57ZM62 35H60L59 34V38L61 37ZM70 36V35H69ZM92 36V37H91ZM112 36V35H111ZM166 36V35H165ZM211 36L213 37V38H211ZM261 36H263V32H262V35ZM5 37V38H6ZM21 37V36H20ZM32 37H34V36H32ZM35 37H37L36 35H35ZM50 37H51V35H50ZM48 38V39H51V38ZM63 37H65V36H63ZM62 37V38H63ZM67 37V36H66ZM103 37V36H102ZM119 37V36H118ZM124 37V36H123ZM133 37V36H132ZM137 37V36H136ZM135 37V38H136ZM151 37V36H150ZM158 37V36H157ZM218 37H220V38H218ZM225 37V36H224ZM231 37V36H230ZM234 37H235V35H234ZM10 38V37H9ZM30 38V37H29ZM43 38H45L44 36H43ZM46 38V39H47ZM55 38H57V37H55ZM54 38V39H55ZM58 38V39H59ZM87 38V37H86ZM85 38V39H86ZM100 38V37H99ZM99 38H98V40H99ZM120 38V37H119ZM125 38V37H124ZM140 38V37H139ZM211 38V39H210ZM216 38H218L217 40L218 41H216L215 42V39ZM226 38V37H225ZM228 38V37H227ZM239 38H241V37H239ZM262 38V37H261ZM17 39V38H16ZM32 39H34V38H32ZM42 38L40 37L39 38V40H41ZM52 39H53V37H52ZM66 39V38H65ZM88 39V38H87ZM86 39V40H87ZM127 39V38H126ZM131 39V38H130ZM160 39V38H159ZM224 39V38H223ZM4 40V39H3ZM6 40V39H5ZM7 40H8V38H7ZM13 40V39H12ZM84 40V39H83ZM85 40V41H86ZM96 40L94 41V42H96ZM101 40V39H100ZM103 40V39H102ZM101 40V42H103ZM135 40V39H134ZM151 40V39H150ZM149 40V41H150ZM158 40V39H157ZM226 40V39H225ZM229 40V39H228ZM232 40V39H231ZM230 40V41H231ZM263 40H264V38H263ZM262 40V41H263ZM15 41V40H14ZM121 41V40H120ZM127 41V40H126ZM136 41V40H135ZM138 41V40H137ZM136 41V42H137ZM148 41V40H147ZM152 41V40H151ZM154 41V40H153ZM215 43H214V42ZM223 41V40H222ZM5 42V41H4ZM10 42V41H9ZM82 42V41H81ZM98 42V41H97ZM158 42V41H157ZM163 42V41H162ZM165 42H166V40H165ZM190 42L191 41H189V44H190ZM220 42V41H219ZM218 42V43H219ZM227 43H228V41H226ZM247 42V43H246ZM264 42V41H263ZM19 43V42H18ZM28 43V42H27ZM85 44H89L91 47H94V46H96V45H94L92 42H91V40H87L86 42H84ZM139 43V42H138ZM148 43V42H147ZM155 43V42H154ZM153 43V44H154ZM198 43H199V41H198ZM243 43H242V46L241 47H244L243 46ZM8 44V43H7ZM17 44V43H16ZM80 44V43H79ZM95 44H97V43H95ZM100 44V43H99ZM102 44V43H101ZM135 44V43H134ZM151 44V43H150ZM157 44V43H156ZM163 44V43H162ZM166 44H167V42H166ZM171 44V43H170ZM215 44H217L219 47H216V45ZM222 44H224V45H222ZM264 44V43H263ZM18 45H20V44H18ZM28 45V44H27ZM69 45V44H68ZM76 45V44H75ZM118 45V48H120L121 46L120 45H123L122 46V48H123V50H121V49H119V50H117L116 49V46ZM137 45V44H136ZM136 45H134V46H136ZM145 45V44H144ZM172 45V44H171ZM170 45V46H171ZM190 45H192V44H190ZM195 45V46H196ZM220 45H222L221 47H220ZM248 45V44H247ZM250 45V44H249ZM76 46H78V45H76ZM134 46H132L131 45V47H134ZM139 46V45H138ZM143 46V45H142ZM155 46V45H154ZM161 46L162 45H160V48H161ZM164 46H166V45H164ZM173 46V45H172ZM176 46V47H177ZM179 46V47H180ZM184 46V47H185ZM234 46H235V48H234ZM262 46V45H261ZM2 46H0V48H1ZM70 47V46H69ZM129 47H130V45H129ZM144 47V46H143ZM152 47H153V45H152ZM151 47V48H152ZM178 47V48H179ZM198 47V46H197ZM204 47V48H203ZM230 47H232V48H234L235 50L233 51L232 50V48H231V52H230V50L228 49V48H230ZM249 47V46H248ZM251 47H252V45H251ZM28 48V47H27ZM26 48V49H27ZM57 48V47H56ZM55 48V49H56ZM71 48H73V47H71ZM105 48H106V50H105ZM128 47H126L125 49H127ZM140 48V47H139ZM153 48H155V49H157L158 48V46H157V48L156 47H153ZM160 48H158V49H160ZM163 48V47H162ZM221 48V49H220ZM246 48V47H245ZM250 48V47H249ZM5 49V48H4ZM130 49V48H129ZM132 49V48H131ZM136 49H138V48H136ZM142 49V48H141ZM154 49V50H155ZM157 49V50H158ZM167 49H170V47L168 46V48ZM176 49V48H175ZM180 49V48H179ZM257 49V48H256ZM260 49H262V48H260ZM260 49H258L257 50V52H258V55L261 53V52H263L262 50H261V52L259 53V51H260ZM23 50V49H22ZM68 50V49H67ZM78 50V49H77ZM97 50V49H96ZM123 51V52H121V51ZM148 50V49H147ZM172 50H171V52H172ZM240 50V49H239ZM250 50V49H249ZM253 50V49H252ZM14 51V50H13ZM57 51V50H56ZM66 51V50H65ZM107 51H109L108 53H107ZM111 51V52H110ZM117 51H120V52H117ZM137 51V50H136ZM135 51V52H136ZM159 51V50H158ZM165 51V50H164ZM184 51V52H185ZM191 51V52H192ZM228 51V52H227ZM235 51H237V52H235ZM241 51V50H240ZM239 51V52H240ZM242 51H244V50H242ZM245 51H246V49H245ZM256 51V50H255ZM254 51V52H255ZM2 52H4V51H2ZM10 52H12V51H10ZM71 52H73V51H71ZM70 52V53H71ZM80 52V51H79ZM78 52V53H79ZM149 52V51H148ZM154 52L155 51H151L150 53H153L154 54ZM160 52V51H159ZM170 51H168V53H169ZM170 52V53H171ZM177 52V53H176ZM257 52H255V53H257ZM23 53V52H22ZM26 53V52H25ZM30 53H32V52H30ZM61 53V52H60ZM63 53V52H62ZM65 53V55H66V52H64ZM92 53H93V51H92ZM96 53V54H97ZM129 53V52H128ZM138 53H140V52H138ZM144 53V52H143ZM143 53H141V54H143ZM167 53V52H166ZM165 53V54H166ZM169 53V54H170ZM6 54H8V53H6ZM84 54H87V53H84ZM89 54H91L90 52H89ZM97 54V55H98ZM153 54H152V56H153ZM160 54V53H159ZM187 54V55H188ZM191 54L193 55L192 57H191ZM238 54V55H237ZM252 54V53H251ZM1 55V54H0ZM19 55V54H18ZM26 55V54H25ZM31 55V54H30ZM40 55V54H39ZM70 55V54H69ZM73 55V54H72ZM132 55H133V53H132ZM144 55V54H143ZM147 54L145 53V55L144 56H146ZM150 55V54H149ZM149 55H147V57L149 56ZM155 55H158V54H155ZM168 54H166V55H160V61L162 60V57L164 56H167ZM177 55V56H178ZM194 55H196V56H194ZM245 55V56H244ZM248 55V56H247ZM256 55V54H255ZM7 56H9V54L7 55ZM35 56V55H34ZM42 56V55H41ZM51 56V55H50ZM53 56V55H52ZM56 56V55H55ZM94 56V55H93ZM99 56V55H98ZM118 56V55H117ZM116 56V57H117ZM151 55H150V57H152ZM159 56V55H158ZM5 57H6V55H5ZM26 57V56H25ZM44 57V56H43ZM59 57V56H58ZM129 56H127V58H128ZM147 57H146V59H147ZM148 58V60L149 59H151V58ZM154 57V56H153ZM152 57V58H153ZM163 57V58H164ZM251 57V56H250ZM255 57V56H254ZM3 58V57H2ZM11 58V57H10ZM28 58V57H27ZM31 58V57H30ZM32 58H34L33 56H32ZM31 58V59H32ZM40 58V57H39ZM61 58V57H60ZM97 58H99V59H97ZM134 58H136V56L134 57ZM138 58V57H137ZM166 58V57H165ZM247 58H249L248 60H247ZM259 58V59H258ZM1 59V58H0ZM17 59V58H16ZM29 59V58H28ZM49 59H50V57H49ZM54 59V58H53ZM115 59V58H114ZM142 59V58H141ZM156 59V58H155ZM168 59V58H167ZM177 59V60H176ZM193 59H195L196 61H191V60H193ZM237 59V60H236ZM18 60V59H17ZM52 60V59H51ZM117 60V59H116ZM120 60V62L122 63V57H121V59H119ZM118 60V61H119ZM125 60L127 61V63H129L130 64V62L131 61H129L128 62V60L125 58V59H123V62L124 63H126L125 62ZM137 60V59H136ZM135 60V61H136ZM139 60V59H138ZM166 60V59H165ZM165 60H162L161 62H165ZM170 60V59H169ZM176 60V61H175ZM260 60V61H259ZM28 61V60H27ZM30 61V63H31V60H29ZM34 61V60H33ZM40 61V60H39ZM43 60H41V62H42ZM95 61V62H94ZM114 61V60H113ZM117 61V62H118ZM150 61V60H149ZM157 61H159V60H157ZM2 62H4V61H2ZM6 62V61H5ZM8 62V61H7ZM23 62V61H22ZM50 62V61H49ZM48 62V63H49ZM53 62V61H52ZM52 62H50V63H52ZM91 62H94V63H91ZM115 62L116 61H114V64H115ZM136 62H138V61H136ZM140 62H141V60H140ZM144 62V61H143ZM143 62L141 63V64H143ZM167 62V61H166ZM193 62V63H192ZM225 62V61H224ZM229 62V61H228ZM231 62V63H232ZM259 62H260V64H259ZM1 63V62H0ZM10 63V62H9ZM18 63V61L16 62L15 61V64H17ZM20 64H21V60H20V62H19ZM24 63V62H23ZM22 63V64H23ZM35 63V62H34ZM38 63V62H37ZM59 63H60V61H59ZM188 63V65H185V64H187ZM8 64V63H7ZM13 64V63H12ZM14 64V65H15ZM20 64H18V65H20ZM36 64V63H35ZM39 64V63H38ZM57 64V63H56ZM97 64H98V66L99 67H97L98 69H96V67L95 66H97ZM109 64V65H110ZM140 64V65H141ZM151 64H154V63H151ZM161 64V65H160ZM168 64H169V67H168ZM227 64V63H226ZM259 64V65H258ZM41 65V64H40ZM44 65H46V64H44ZM54 65H55V63H54ZM93 65H95V66H93ZM121 65V64H120ZM125 65V64H124ZM138 65V64H137ZM144 65H146V63L144 64ZM173 65V66H172ZM232 65V64H231ZM2 66V65H1ZM4 66H6V65H4ZM33 66H35V65H33ZM47 67H48V65H46ZM56 66V65H55ZM114 66V65H113ZM119 66V65H118ZM123 66V65H122ZM121 66V67H122ZM127 66H130V65H127ZM149 66V65H148ZM184 66V67H183ZM185 66H187V67H185ZM210 67V68H212V70L210 69H208L209 71H207V72H210V71H212L211 72V74L209 73H206L205 71H206V69H207V67ZM235 66V65H234ZM259 66V67H258ZM10 67V66H9ZM11 67H13V66H11ZM29 67V66H28ZM30 67H32V66H30ZM47 67H46V69H47ZM121 67H119V68H121ZM136 67V66H135ZM139 67V66H138ZM142 67H143V65H142ZM3 68V67H2ZM7 68V67H6ZM16 68H14V69H16ZM50 68V67H49ZM91 68H95V70H101V71H99L98 73H97V71H96V74L95 73H93V71H94V69L92 70ZM126 68V67H125ZM131 68V67H130ZM206 68V69H205ZM221 68V67H220ZM5 69V68H4ZM7 69H9V68H7ZM11 70L13 69V68H10ZM42 69V68H41ZM43 69H45V68H43ZM88 69V70H87ZM89 69H90V71H91V73H90V71H89ZM112 69H114V67H112ZM204 69V70H203ZM214 69V70H213ZM263 69V70H262ZM6 70V69H5ZM216 70H219V68L217 67V69ZM221 70V69H220ZM223 70V69H222ZM225 71H227L226 69H224ZM238 70V71H237ZM48 73H47V72ZM52 71V72H51ZM87 72V74H86V72ZM89 71V72H88ZM118 71H119V69H118ZM139 71H141V70H139ZM230 71V70H229ZM236 71V72H235ZM1 72V71H0ZM14 72V71H13ZM19 72V71H18ZM18 72H16V73H18ZM22 72H24V73H22ZM95 72V71H94ZM111 72V71H110ZM138 72V71H137ZM146 72V71H145ZM231 72V73H232ZM2 73V72H1ZM4 73V72H3ZM88 73H90L89 75H88ZM109 73V74H108ZM140 73V72H139ZM222 73V72H221ZM6 74H9L8 73V70L6 71ZM11 74H12V72H11ZM190 74H193V75H190ZM208 75V76H205V75ZM226 74V73H225ZM224 74V75H225ZM204 75V76H203ZM223 75V74H222ZM230 75V74H229ZM3 76H4V74H3ZM202 76H203V79H202ZM188 77H194V78H189V79H187ZM207 78L206 80L204 79V78ZM241 77V78H240ZM6 78H7V76H6ZM214 78H209V79H211L212 81H214L213 79ZM7 79H9V78H7ZM168 80V84L166 85V83H164L163 82V80ZM1 80V79H0ZM225 80H227L226 79V77H225V79H224V81H223V83L225 82ZM229 80H231V81H233L232 79H229ZM249 80V79H248ZM248 80L247 81H245V82H247V83H251V81H249L248 82ZM93 81H95V82H93ZM228 81V80H227ZM264 81V80H263ZM263 81H260V82H263ZM165 84H163V83ZM235 82V81H234ZM233 82V83H234ZM245 82L243 83V84H245ZM255 82V81H254ZM253 81H252V83H254ZM1 83V82H0ZM3 83H6V82H4L3 81ZM10 83V84H11ZM205 83V82H204ZM210 83V82H209ZM213 83V82H212ZM211 83V84H212ZM227 83V82H226ZM255 83H258V82H255ZM7 84V83H6ZM201 84V83H200ZM228 84V83H227ZM234 84H236V83H234ZM16 85V86H17ZM193 85V86H192ZM210 85V84H209ZM214 85V84H213ZM229 85V84H228ZM230 85H231V83H230ZM246 85V84H245ZM205 86V85H204ZM203 86V87H204ZM237 86V85H236ZM241 85H239V87H240ZM243 86V85H242ZM241 86V87H242ZM250 86V85H249ZM252 86V85H251ZM253 86H254V84H253ZM252 86V87H253ZM7 87V86H6ZM21 87H23L24 88V90H22V88ZM203 87H201V89L203 88ZM235 87V86H234ZM256 87H258V86H256ZM259 87H261V88H259V90L261 89L262 91H264L263 90V87L262 86H260L259 85ZM206 88V87H205ZM210 88H211V86H210ZM254 88V87H253ZM252 88V89H253ZM1 89H3V88H1ZM0 89V90H1ZM8 89V87L5 89V91ZM12 89L13 90H15V91H13V93H12ZM206 89H208V88H206ZM213 89V88H212ZM4 90V89H3ZM2 90V91H3ZM204 90V89H203ZM237 90H238V87H237ZM251 90V89H250ZM254 90H256V88L254 89ZM258 90V91H259ZM1 91V92H2ZM17 91H20L19 92V94H18V92ZM22 91V92H21ZM240 91V90H239ZM17 92V93H16ZM205 92V93H204ZM209 92H212V91H209ZM216 92V91H215ZM220 92V91H219ZM238 92V91H237ZM242 92V91H241ZM3 93V92H2ZM206 93H208V94H206ZM233 93H234V91H233ZM251 93H252V91H251ZM262 93V92H261ZM264 93V92H263ZM220 94V93H219ZM256 95V94H255ZM1 96V95H0ZM257 96H260V94L259 95H257ZM89 97H91V102H92V104L90 103L89 105H87L86 107L85 106H82L81 104L80 105H78L79 103L77 102V101H81V102H83L82 100H84V99H86V98H89ZM241 97V96H240ZM240 97H238V98H240ZM248 97H250V96H248ZM253 97V96H252ZM121 98H123V101H122V103H120V99ZM214 98V97H213ZM237 98V99H238ZM217 99V98H216ZM249 99V98H248ZM253 99H255V98H253ZM252 99V100H253ZM257 99H259V98H257ZM263 99V98H262ZM261 99V100H262ZM17 100H21V101H18V104L16 103V102H14V101H17ZM75 100H77V101H75ZM87 100V99H86ZM241 100V99H240ZM250 100H251V98H250ZM43 103H42V102ZM85 101V100H84ZM170 101H173V103L171 102V104L170 103H168V102H170ZM204 101V102H205ZM211 101H213V100H211ZM237 101V100H236ZM10 103L9 105L11 106V107H7V105H6V103ZM39 102H41L42 104L40 105L39 104ZM203 102V103H204ZM247 102V101H246ZM14 103H16V105H14ZM243 103V102H242ZM260 103V102H259ZM262 103H263V101H262ZM12 104H13V106H12ZM124 104V105H125ZM205 104V103H204ZM8 105V106H9ZM39 105V106H38ZM115 105H117V104H115ZM206 105V104H205ZM255 105L257 106V104L255 103ZM254 105V106H255ZM259 105V104H258ZM264 105V104H263ZM67 106V105H66ZM113 106H114V104H113ZM175 106V107H174ZM214 106H215V104H214ZM239 106H240V104H239ZM245 106V105H244ZM261 106H262V104H261ZM5 107H7V108H5ZM106 107H104V108H106ZM216 107V106H215ZM241 107V106H240ZM253 107V106H252ZM111 108V107H110ZM109 108V109H110ZM208 108H209V106H208ZM211 108H212V110H211ZM217 108V107H216ZM239 108V107H238ZM245 108V107H244ZM255 108V107H254ZM258 108V107H257ZM262 108V107H261ZM122 109H123V107H122ZM222 109V108H221ZM243 109V108H242ZM253 109V108H252ZM75 110H78L79 111V115L78 116H76L75 115ZM166 110H168V109H166ZM170 110V109H169ZM237 111V110H236ZM240 111V110H239ZM238 111V112H239ZM245 111V110H244ZM246 111H248V110H246ZM251 111V110H250ZM256 111V110H255ZM122 112V111H121ZM166 112V111H165ZM231 112V111H230ZM238 112H236L237 114H238ZM257 112V111H256ZM173 111H170V112H168V113H166V116H167V118L168 119H172L173 118ZM180 113V112H179ZM246 113V112H245ZM253 113H254V110H253ZM258 113H260V112H258ZM69 114V113H68ZM233 114V116H234V113H232ZM236 114V115H237ZM242 114V113H241ZM244 114V113H243ZM252 114V113H251ZM261 114V113H260ZM96 115V114H95ZM221 115V114H220ZM226 115H228V114H226ZM225 115V116H226ZM254 115V114H253ZM125 116V115H124ZM124 116H122V118H119L118 120L119 121H121V119H123V117ZM141 116V115H140ZM239 116H240V114H239ZM244 116H246L245 114H244ZM85 117H83V118H85ZM126 117V116H125ZM143 117H145V115L144 116H142V117H138V119H137V121H136V118H135V121L136 122H138V120H140L141 118V122H143L144 121V124L147 122V121H145V120H143ZM181 117V116H180ZM249 117V116H248ZM256 117V116H255ZM93 118V117H92ZM221 118V117H220ZM236 118V117H235ZM94 119V118H93ZM240 119H242V118H240ZM239 119V120H240ZM248 119V118H247ZM89 120V119H88ZM92 119H90V121H91ZM117 120V121H118ZM231 120H232V118H231ZM235 120V119H234ZM252 120V119H251ZM81 121V120H80ZM96 121V120H95ZM118 121V122H119ZM245 121V120H244ZM256 121H257V119H256ZM256 121H254V123L256 122ZM103 123H104V121H102ZM228 122H230V121H228ZM237 122H238V120H237ZM102 123V124H103ZM106 123V122H105ZM114 123V122H113ZM112 123V124H113ZM249 123H251V121L249 122ZM260 123H261V121H260ZM77 124V123H76ZM82 124V123H81ZM89 124V125H88ZM106 124H107V126H106ZM105 124V126H106V128L108 127V125L110 126V127H112L113 125H111L109 122L108 123H106ZM147 124H150V122L149 123H147ZM147 124H146V126H143V123H142V126L145 128H147ZM152 124V123H151ZM239 124H241V123H239ZM71 125V124H70ZM235 125H236V123H235ZM234 125V126H235ZM246 125V124H245ZM262 125V124H261ZM114 126H116V124L114 125ZM113 126V127H114ZM228 126V127H227ZM232 126V125H231ZM238 126V125H237ZM248 126H249V124H248ZM253 126V125H252ZM252 126H250V127H252ZM256 126H257V124H256ZM142 127V128H143ZM233 127V126H232ZM261 127V126H260ZM78 128H80V129H78ZM143 128V129H144ZM148 128H150L149 126H148ZM167 128V127H166ZM240 128V127H239ZM257 128V127H256ZM262 128V127H261ZM261 128H260V130H261ZM264 128V127H263ZM4 129H7V131L6 132H4ZM67 129V128H66ZM108 129V128H107ZM165 129V128H164ZM163 129V130H164ZM241 129V128H240ZM252 129H254L255 130V128H254V126H253V128ZM51 130V129H50ZM96 130V131H97ZM146 130V129H145ZM151 130H153L152 128H151ZM157 130V129H156ZM162 130V129H161ZM160 130V131H161ZM163 130H162V132H163ZM168 129H166V131H167ZM248 132H247V131ZM251 130V129H250ZM257 130V129H256ZM264 130V129H263ZM47 131H49V130H47ZM57 131V130H56ZM67 131V130H66ZM103 131H106V130H103ZM102 131V133L103 134H101V131H100V133H99V135L96 133V135H98V136H95L94 137V134H93V138H95V139H93L92 137H88V139H86L85 141H84V145H85V148H86V150H87V148H90V149H88V150H91V148L93 147V145H94V143H98V142H100L99 143V147H96L97 149L98 148H100V151L101 152H103L102 150H101V147H100V144H102L101 142L103 141V142H105L104 140H106V139H103V135H105L106 133H104ZM147 131V130H146ZM253 131V130H252ZM107 132V131H106ZM145 132V131H144ZM159 132V131H158ZM161 132V133H162ZM165 132V131H164ZM238 133L237 135H235V133ZM257 132V131H256ZM61 133V134H60ZM63 133V134H62ZM154 133V132H153ZM157 133V132H156ZM155 133V134H156ZM169 133V132H168ZM171 133V134H172ZM260 133H261V131H260ZM263 133V132H262ZM48 134V133H47ZM46 134V135H47ZM125 134H126V132H125ZM165 134H167V133H164V135ZM52 135V134H51ZM123 135V134H122ZM121 135V136H122ZM130 135V134H129ZM158 135H161V134H158ZM194 135H196L197 136V138H195L194 137ZM237 136V137H236ZM110 137V136H109ZM117 137V136H116ZM119 137V136H118ZM123 137V136H122ZM121 137V138H122ZM171 137V139H172V137L173 138H176V137H174V136H170ZM93 140H92V139ZM105 138V137H104ZM106 138H108V137H106ZM111 138H115L114 136L113 137H111ZM127 138V137H126ZM183 138V137H182ZM259 138V139H258ZM261 138H262V136H261ZM264 138V137H263ZM36 139V138H35ZM102 139V140H101ZM124 139H125V137H124ZM170 139V138H169ZM170 139V140H171ZM257 139L259 140V141H257ZM116 140H119V139H116ZM123 140V139H122ZM121 140V141H122ZM169 140V141H170ZM172 140H176V139H172ZM178 141H180L179 139H177ZM176 140V141H177ZM254 140H256V141H254ZM263 140V139H262ZM37 141V140H36ZM110 141V140H109ZM92 142H94V143H92ZM113 142V141H112ZM124 142V141H123ZM123 142L121 143V144H123ZM126 142H127V140H126ZM171 142V141H170ZM181 142V141H180ZM186 142V141H185ZM256 142V143H255ZM258 142V143H257ZM263 142V141H262ZM106 143H107V141H106ZM116 143V142H115ZM115 143H114V145H115ZM120 143V142H119ZM118 143V144H119ZM125 143V142H124ZM182 143H184V142H182ZM91 144H93L92 146H90ZM112 144V143H111ZM111 144H110V148H112L113 149V146H111ZM128 144H129V141H128ZM173 144V143H172ZM186 144H187V142H186ZM34 145V144H33ZM77 145V144H76ZM81 145V144H80ZM106 145V144H105ZM109 145V144H108ZM127 146V143L126 144H124V146ZM169 145H171V144H169ZM168 145V146H169ZM176 145V144H175ZM87 146V147H86ZM96 146H98V145H96ZM121 146V145H120ZM119 146V147H120ZM186 146V145H185ZM262 146H263V144H262ZM172 147H174V146H172ZM170 148V151H171V149H175V148ZM179 147H182V148H179ZM264 147V146H263ZM81 148V147H80ZM84 148V149H85ZM105 148V147H104ZM115 148V147H114ZM95 149V148H94ZM97 149H96V151H97ZM111 149V150H112ZM123 149V148H122ZM78 150V149H77ZM87 150V151H88ZM118 150V149H117ZM168 150V149H167ZM85 151V150H84ZM86 151V152H87ZM96 151H95V153H96ZM105 151H107V150H105ZM104 151V152H105ZM108 151H109V149H108ZM119 151V150H118ZM122 151V150H121ZM169 151V150H168ZM175 151H177V152H179V154H177ZM85 152V153H86ZM115 152V151H114ZM117 152V151H116ZM84 153V152H83ZM85 153L83 154L84 155V157L86 156L85 155ZM90 153V152H89ZM122 153V152H121ZM120 153V154H121ZM90 154H92V153H90ZM96 154H98V153H96ZM114 154V153H113ZM118 154V153H117ZM89 155V154H88ZM90 156V155H89ZM25 157H26V159L27 160H21L20 161V159H25ZM90 157H92V156H90ZM90 157H88V159L90 158ZM94 157H95V154H94ZM96 158V157H95ZM102 158V157H101ZM82 159V158H81ZM84 159V158H83ZM86 159V158H85ZM93 159V158H92ZM10 160H12V163H11V161ZM94 160V159H93ZM102 160V159H101ZM82 161H84V160H82ZM92 161V160H91ZM95 161V160H94ZM108 161H110V159L108 160ZM107 161V162H108ZM112 161V160H111ZM98 162V161H97ZM107 162H105L106 164H107ZM170 162H171V164H170ZM137 163V162H136ZM12 164V165H13ZM15 164H17V165H15ZM84 164V163H83ZM82 164V165H83ZM85 164H86V161H85ZM93 164V163H92ZM98 164V163H97ZM111 164V163H110ZM82 165H81V167H82ZM87 165V164H86ZM91 167H92V165H90ZM89 166V167H90ZM96 166V165H95ZM100 166V165H99ZM107 166H109V165H107ZM6 167V168H5ZM80 167V166H79ZM88 167V166H87ZM106 167V166H105ZM264 167V166H263ZM24 168H22L23 170H24ZM38 168V169H37ZM41 168V169H42ZM44 168V169H45ZM85 168V167H84ZM156 168V167H155ZM2 169H1V171H2ZM3 169V170H4ZM43 169V170H44ZM45 169V170H46ZM94 169V168H93ZM96 169H98V168H96ZM101 169H102V167H101ZM159 169H158V173H159ZM162 169H160L161 171H162ZM16 170V169H15ZM167 170V171H166ZM256 170V169H255ZM5 171V170H4ZM11 171V170H10ZM19 171H20V169H19ZM18 171V172H19ZM36 171V172H37ZM48 171H47V173H48ZM54 171V172H55ZM90 171V170H89ZM219 171V172H218ZM221 171V172H220ZM26 172H27V169H26ZM32 172V171H31ZM35 172V171H34ZM42 172V171H41ZM80 172V171H79ZM102 172V171H101ZM243 172V171H242ZM5 173V172H4ZM3 173V174H4ZM13 173V172H12ZM24 173V172H23ZM46 173V174H47ZM90 173H92V172H90ZM89 173V174H90ZM94 173H96V172H94ZM14 174V173H13ZM12 174V175H13ZM22 174V173H21ZM29 174V173H28ZM35 174V173H34ZM49 174V173H48ZM47 174V175H48ZM54 174V173H53ZM109 175H110V172L108 173ZM240 174V173H239ZM253 174V176L255 177V176H259V174H257V172L255 173H252ZM6 175V174H5ZM4 175V176H5ZM15 175V174H14ZM19 175V174H18ZM77 175V174H76ZM86 175V174H85ZM88 175V174H87ZM95 175V174H94ZM105 175H106V173H105ZM121 175V174H120ZM119 175V176H120ZM165 175H167V174H165ZM164 175V176H165ZM238 175V174H237ZM250 175V174H249ZM50 176H53V175H51V173H50ZM49 176V177H50ZM55 176V175H54ZM53 176V177H54ZM70 176H72V175H70ZM112 175H110V177H111ZM242 175H240L239 177H241ZM252 176V177H253ZM7 177V176H6ZM10 177V176H9ZM18 177V176H17ZM20 177V176H19ZM26 177V176H25ZM34 177H36V176H34ZM34 177H33V179H34ZM46 177V176H45ZM76 177V176H75ZM87 177H89V176H86V178ZM91 177V176H90ZM89 177V178H90ZM99 177V176H98ZM103 177V176H102ZM133 177V176H132ZM261 177V176H260ZM14 178H16V176L14 177ZM71 178V177H70ZM94 178H96V177H94ZM94 178H92L91 180H89V181H87V180H83L80 184L83 186L82 187V189L84 190V189H89V191H92V190H95V189H93V188H95V186L97 185V183H99L100 181L98 180V179H94ZM100 178V177H99ZM109 178V177H108ZM113 178V177H112ZM118 178V177H117ZM124 178H126V176H124ZM123 178V179H124ZM143 178V179H142ZM256 178V177H255ZM7 179V178H6ZM19 179V178H18ZM25 179V178H24ZM44 179V178H43ZM46 179V178H45ZM51 179H52V177H51ZM107 179V178H106ZM111 179V178H110ZM240 179V180H239ZM8 180V179H7ZM17 180V179H16ZM20 180H22V179H20ZM35 180V179H34ZM78 180V179H77ZM113 180V179H112ZM117 180V179H116ZM143 180L146 182H143ZM191 180V181H192ZM241 180H242V182H241ZM245 180V179H244ZM36 181H37V178H36ZM103 181V180H102ZM107 181V180H106ZM115 181V180H114ZM190 182V184H189V182ZM245 181H247V180H245ZM3 182V181H2ZM18 182H20V181H18ZM66 182L68 183V181L66 180ZM77 182V181H76ZM120 182V181H119ZM160 182V185H159V188H160V186H161V183ZM195 182H197V181H195ZM6 183H8V182H6ZM5 183V184H6ZM13 183V182H12ZM28 183H29V181H28ZM40 183V182H39ZM66 183V184H67ZM101 183V182H100ZM102 183H104V182H102ZM107 183V182H106ZM106 183H105V185H106ZM116 183V182H115ZM118 183V182H117ZM200 183H201V181H200ZM249 183V182H248ZM15 184V183H14ZM31 184V183H30ZM49 184V183H48ZM54 184V183H53ZM55 184V185H56ZM63 184H64V182H63ZM69 184V183H68ZM68 184H67V186H68ZM71 184V183H70ZM73 184V183H72ZM109 184V183H108ZM107 184V185H108ZM152 184H154V185H152ZM177 184V185H176ZM195 184V183H194ZM197 184H199V181H198V183ZM17 185V184H16ZM50 185V184H49ZM51 185H52V183H51ZM75 185V184H74ZM77 185V184H76ZM79 185V184H78ZM163 185V184H162ZM176 185V186H175ZM201 185H202V183H201ZM244 185H247V184H244ZM251 185V184H250ZM1 186V185H0ZM53 186V185H52ZM98 186V185H97ZM101 186V185H100ZM172 186V188H169V187H171ZM197 186H200V185H197ZM211 186V185H210ZM14 187V186H13ZM37 187V186H36ZM45 187H46V184H45ZM44 187V188H45ZM66 187V186H65ZM78 187V186H77ZM106 187H108V186H106ZM202 187V186H201ZM243 187H245V186H243ZM3 188H4V186H3ZM3 188H2V190H3ZM37 188H39V187H37ZM43 188V187H42ZM47 188V187H46ZM68 188V187H67ZM141 188H144V189H141ZM145 188L147 189V191L149 192V190L151 191V189H153V191L154 192H150L151 194H149L148 192H146V193H144V191L142 192L141 190H145ZM158 188V189H159ZM176 188V189H175ZM200 188V187H199ZM202 188H206V187H202ZM201 188V189H202ZM36 189V188H35ZM52 189V188H51ZM58 189H59V186H58ZM72 189V188H71ZM100 189V188H99ZM149 189V190H148ZM200 189V190H201ZM203 189V190H204ZM208 188H206V190H207ZM212 189V188H211ZM215 189V188H214ZM5 190V189H4ZM8 190H10L9 188H8ZM31 190V189H30ZM67 190V189H66ZM163 190V191H164ZM196 190V189H195ZM6 191V190H5ZM32 191H34V190H32ZM42 191V190H41ZM44 191V190H43ZM63 191V190H62ZM61 191V192H62ZM185 191H187V193L184 192ZM199 191V190H198ZM223 191V192H222ZM234 191V190H233ZM232 191V192H233ZM239 191V190H238ZM47 192V191H46ZM48 192H50V191H48ZM47 192V193H48ZM85 192V191H84ZM97 192V191H96ZM165 192V193H166ZM169 192H170V190H169ZM203 192V191H202ZM213 192V191H212ZM214 192H216V190H214ZM14 193V192H13ZM28 193H30V192H28ZM32 193V192H31ZM35 193V192H34ZM37 193V192H36ZM41 193V192H40ZM39 193V194H40ZM71 193V192H70ZM73 193V192H72ZM83 193V192H82ZM164 192H161V194H163ZM179 193V194H178ZM181 193H183V194H181ZM206 193V192H205ZM204 193V195H206ZM207 193H209V192H207ZM226 193V192H225ZM38 194V193H37ZM63 194V193H62ZM74 194H75V191H74ZM74 194H72L73 196H74ZM76 194H77V192H76ZM86 194H87V192H86ZM170 194H173V195H170ZM178 194V195H177ZM181 194V195H180ZM197 194H199V193H197ZM212 194V193H211ZM216 194V195H217ZM231 194V193H230ZM229 194V195H230ZM233 194V193H232ZM234 194H235V192H234ZM13 195V194H12ZM30 195H32V194H30ZM45 195V194H44ZM47 195V194H46ZM45 195V196H46ZM64 195V194H63ZM62 195V196H63ZM84 196H85V193L83 194ZM175 195V196H174ZM214 195V194H213ZM224 195V194H223ZM223 195H221V197H223ZM227 195V194H226ZM35 196V194L33 195V197ZM40 196H42V194L40 195ZM60 196H61V194H60ZM69 196V195H68ZM72 196V197H73ZM159 196V197H158ZM162 196H164V197H162ZM191 196L193 197V199L191 198ZM197 196V195H196ZM209 196V195H208ZM225 196V195H224ZM262 196V195H261ZM42 197H44V196H42ZM42 197H37V195L34 197V199L36 200V198H42ZM53 197V196H52ZM116 197V196H115ZM199 196H197V198H198ZM207 197V196H206ZM210 197H212V195L210 196ZM210 197H208V198H210ZM232 197V196H231ZM244 197V196H243ZM45 198V197H44ZM44 198H42V200L41 201H43V199ZM69 198V197H68ZM77 198H78V196H77ZM94 198V197H93ZM92 198V199H93ZM121 198V197H120ZM124 198V197H123ZM200 198H201V196H200ZM199 198V199H200ZM203 198V197H202ZM205 198V197H204ZM248 198V197H247ZM33 198H32V200H34ZM51 199V198H50ZM74 199H76V198H69L68 199V201L66 202L67 204H68V206L69 207H75V203L78 201V203L79 204H81L80 202H82L83 203V201L85 200V198L83 197H79L78 199H76V200H74ZM91 199V200H92ZM119 199V198H118ZM149 199H152V200H150V202L148 203L147 201L149 200ZM192 199V200H191ZM199 199L197 200V201H199ZM214 199V198H213ZM213 199H212V202H214L213 201ZM221 199V198H220ZM233 199V198H232ZM261 199V198H260ZM40 200V199H39ZM62 200V199H61ZM90 200V201H91ZM126 200V199H125ZM147 200V201H146ZM187 200V199H186ZM188 200V201H189ZM203 200V199H202ZM206 199H204V201H205ZM222 200V199H221ZM229 200H231V199H229ZM228 200V201H229ZM248 200V199H247ZM262 200H263V198H262ZM261 200V204H262V202H264V201H262ZM37 201V200H36ZM89 201V200H88ZM115 201V200H114ZM122 201H124V200H122ZM121 201V202H122ZM142 201H146L145 203H143ZM152 201V202H151ZM183 201H184V203H183ZM194 201V203H196ZM204 201H203V203H204ZM215 201H217V200H215ZM226 201V200H225ZM233 201V200H232ZM245 201V200H244ZM26 202V201H25ZM27 202L30 204V202L27 200ZM26 202V203H27ZM33 202V201H32ZM39 202V201H38ZM46 202V201H45ZM58 202V201H57ZM63 202V201H62ZM101 202V201H100ZM126 202V201H125ZM133 202V201H132ZM207 201H205V203H206ZM211 202V201H210ZM224 202V201H223ZM248 202V201H247ZM26 204V205H29V204ZM35 203V202H34ZM55 203H56V201L54 202L53 200H49L48 202H46L44 205H43V207L45 208L44 210H49V213H50V208H52L53 206H56L55 205ZM77 203V204H78ZM105 203V202H104ZM124 203V202H123ZM130 203V202H129ZM179 203V205H177ZM199 203V205H202V207H203V203L201 202V199H200V201L199 202H197V204ZM200 203H202V204H200ZM204 203V204H205ZM235 203V202H234ZM250 203V202H249ZM54 204V205H53ZM59 204V203H58ZM60 204L62 205L63 203H61L60 202ZM66 204V205H67ZM78 204V205H79ZM96 204V203H95ZM113 204H115V203H113ZM117 204V203H116ZM182 204V205H181ZM190 204V203H189ZM189 204H187V205H189ZM207 204H209V206H212V204H210V203H207ZM223 204V203H222ZM247 204V203H246ZM251 204V203H250ZM260 204V205H261ZM264 204V203H263ZM25 205V204H24ZM64 205V204H63ZM132 205V206H133ZM177 207H176V206ZM181 205V206H180ZM231 205V204H230ZM234 205V204H233ZM258 205V204H257ZM33 206V205H32ZM96 206V205H95ZM119 206V205H118ZM180 208H179V207ZM191 206V205H190ZM205 207H207L206 205H204ZM208 206V207H209ZM220 206V205H219ZM259 206V205H258ZM257 206V207H258ZM264 206V205H263ZM68 207V208H69ZM78 207V206H77ZM181 207H182V209H181ZM201 207V206H200ZM229 207V206H228ZM231 207V206H230ZM234 207V206H233ZM29 208H31L30 207V205H29ZM28 208V209H29ZM47 208V209H46ZM112 208V207H111ZM185 208H187V207H185ZM217 208V207H216ZM221 208V207H220ZM253 208V207H252ZM128 209H129V206H128ZM132 209V208H131ZM210 209V208H209ZM233 209V208H232ZM259 209V208H258ZM31 210H33V208L31 209ZM54 210V209H53ZM213 210H215V208L213 209ZM213 210L211 211V212H213ZM226 210V209H225ZM235 210V209H234ZM236 210H238V209H236ZM244 210V209H243ZM70 211V210H69ZM73 211V210H72ZM71 211V212H72ZM163 211H162V213H163ZM220 211V210H219ZM218 211V212H219ZM227 211H229V210H227ZM232 211V210H231ZM231 211H230V213H231ZM242 211V210H241ZM245 211H246V209H245ZM133 212V211H132ZM148 212V211H147ZM147 212H145V214H148ZM210 212V213H211ZM222 212V211H221ZM226 212V211H225ZM243 212V211H242ZM261 212H263L262 210H261ZM261 212H260V214H261ZM52 213V212H51ZM50 213V214H51ZM57 213V212H56ZM154 213H156V211L154 212H152V215L154 214ZM157 213H158V211H157ZM162 213L161 212H159V214L157 215V214H154L155 216L154 217H157V216H159V215H161L160 216V218L164 215V213H163V215H162ZM170 215V217H168V214ZM224 213V212H223ZM239 213V212H238ZM246 213H247V211H246ZM31 214V213H30ZM30 214H28V215H30ZM54 214V213H53ZM150 214H151V212H150ZM149 214V215H150ZM227 214H229L228 212H227ZM226 214V215H227ZM235 214V213H234ZM258 214V213H257ZM263 214V213H262ZM52 215V214H51ZM64 215V214H63ZM157 215V216H156ZM215 215V214H214ZM221 215V214H220ZM31 216H33L32 214H31ZM35 216V215H34ZM46 216V218H47V214L45 215ZM45 216H44V218H45ZM56 216V215H55ZM68 216V215H67ZM144 216V215H143ZM235 216V215H234ZM246 216V215H245ZM248 216V215H247ZM28 217V216H27ZM51 217V216H50ZM50 217H49V219H50ZM53 217V216H52ZM59 217V216H58ZM66 217V216H65ZM142 217V216H141ZM140 217V218H141ZM227 217V216H226ZM233 217V216H232ZM29 218V217H28ZM31 218H33V217H31ZM40 218H42V216L40 217ZM39 218V219H40ZM44 218H42V219H44ZM130 218V217H129ZM158 218V217H157ZM164 218V217H163ZM166 218V217H165ZM165 218L163 219V220H165ZM208 218V217H207ZM223 218H224V216H223ZM229 218V217H228ZM248 218V217H247ZM38 219V218H37ZM36 219V220H37ZM38 219V220H39ZM48 219V218H47ZM67 219V218H66ZM137 219V218H136ZM142 219V218H141ZM150 219H151V217H150ZM234 219H235V217H234ZM263 219V218H262ZM41 220V219H40ZM144 220V219H143ZM143 220H139V221H143ZM157 220V219H156ZM212 220H216L215 219V217H214V219H212ZM230 220V219H229ZM228 220V221H229ZM249 220V219H248ZM69 221H70V219H69ZM217 221V220H216ZM215 221V222H216ZM227 221V220H226ZM233 221V220H232ZM231 221V222H232ZM240 221V220H239ZM63 222V221H62ZM66 222V221H65ZM165 222V221H164ZM211 222V221H210ZM234 222V221H233ZM236 222V221H235ZM75 223V222H74ZM159 223H161L160 221H159ZM158 223V224H159ZM168 223V224H169ZM214 223V222H213ZM230 223V221L228 222V224ZM244 223V222H243ZM139 224V223H138ZM158 224H156V225H158ZM207 224H209V226L207 227ZM211 224H212V222H211ZM224 224V223H223ZM226 224V223H225ZM231 224V223H230ZM235 224V223H234ZM246 224V223H245ZM163 225H165V224H163ZM167 225V224H166ZM173 225V224H172ZM212 225H214V224H212ZM219 225V224H218ZM237 225H238V222H237ZM236 225V226H237ZM76 225H74V227H75ZM171 226V225H170ZM229 226V225H228ZM227 226V227H228ZM240 226V225H239ZM243 226V225H242ZM248 226V225H247ZM153 227V226H152ZM213 227V226H212ZM225 227V226H224ZM231 227V226H230ZM234 227H235V225H234ZM246 227V226H245ZM150 228V227H149ZM155 228V227H154ZM153 228V229H154ZM160 228V227H159ZM211 228V227H210ZM210 228H208V230L210 229ZM214 228H216V226L214 227ZM217 228H218V226H217ZM222 228V227H221ZM237 228V227H236ZM239 228V227H238ZM151 230V232L152 231H154V230ZM156 229H157V227L155 228V231H156ZM173 229V228H172ZM219 229V228H218ZM231 229V228H230ZM243 229V228H242ZM148 230H150V229H147V231ZM168 230V229H167ZM169 230H170V227H169ZM174 230V229H173ZM179 230V231H178ZM215 230V229H214ZM213 230V231H214ZM241 230V229H240ZM154 231V232H155ZM160 231V230H159ZM163 231V230H162ZM223 231H224V229H223ZM231 231L233 232V230L231 229ZM236 231V230H235ZM126 232V231H125ZM150 232V231H149ZM164 232V231H163ZM221 232L219 231V233L217 234V230H216V236L219 238L220 236H222V235H225L226 233H225V231H224V233L225 234H220ZM229 233H231L230 231L228 232V234ZM234 233V232H233ZM209 234V233H208ZM213 234V233H212ZM220 234V236H218ZM232 234V233H231ZM211 235V234H210ZM210 235H209V237H210ZM214 235V234H213ZM230 235V234H229ZM122 236V235H121ZM179 236V235H178ZM206 236V237H205ZM212 236V235H211ZM226 236V235H225ZM128 237V236H127ZM177 237V236H176ZM223 237V236H222ZM235 237V236H234ZM129 238V237H128ZM204 238H205V241L207 242H205L204 241ZM122 239V238H121ZM213 239V238H212ZM222 239L223 238H221L220 240L219 239H216V240H219V241H222ZM234 239V238H233ZM127 240V239H126ZM129 240H130V238H129ZM215 240V241H216ZM257 240V239H256ZM123 241H125V240H123ZM181 241V240H180ZM213 241V240H212ZM259 241V240H258ZM126 242V241H125ZM128 242H130V241H128ZM222 242H224V241H222ZM226 242V241H225ZM228 242H230V241H228ZM236 242V241H235ZM261 242H263V241H261ZM212 243V242H211ZM216 243H217V241H216ZM232 243V242H231ZM230 243V244H231ZM208 244H210V243H208ZM218 244H220V243H218ZM229 244V243H228ZM233 244V243H232ZM261 244V243H260ZM182 245V246H183ZM213 245H217V244H213ZM235 245V244H234ZM127 246H128V244H127ZM205 246H207V248L205 247ZM210 246V245H209ZM244 246V245H243ZM258 246V245H257ZM260 246V245H259ZM219 247V246H218ZM224 247V246H223ZM222 247V248H223ZM229 247V246H228ZM247 247V246H246ZM245 247V248H246ZM252 248H253V246H251ZM206 248V249H205ZM185 249V248H184ZM208 249V250H207ZM214 249H215V246H214ZM217 249V248H216ZM226 249V248H225ZM228 249V248H227ZM231 249H233V247L231 248ZM240 249V248H239ZM238 249V250H239ZM249 249V248H248ZM251 249V248H250ZM256 249V248H255ZM186 250V251H187ZM207 250V251H206ZM212 250V249H211ZM218 250V252H220L221 253V251H219V249H217ZM221 250V249H220ZM222 250H224V248L222 249ZM236 250V249H235ZM235 250H231V251H235ZM244 250V249H243ZM253 250V249H252ZM260 250V249H259ZM128 251V250H127ZM183 251V250H182ZM200 251H202V252H200ZM225 251V250H224ZM245 251V250H244ZM246 251H248V250H246ZM245 251V252H246ZM256 251H258V250H256ZM199 252L201 253V256L199 255ZM209 252H210V250H209ZM208 252V253H209ZM217 252V253H218ZM223 252V251H222ZM250 252V251H249ZM252 253L253 252H255V251H251ZM250 252V253H251ZM176 253V252H175ZM204 253V257L207 255V254H205ZM211 253V252H210ZM213 253H214V251L211 253V254H209V255H207V257L206 258H208L209 256V258H210V263L211 262H213V264L214 263H218L219 262V259H218V262H215L216 260L214 259V258H212V256L211 255H213ZM226 253V252H225ZM236 253V252H235ZM247 253V252H246ZM257 253V252H256ZM237 254V253H236ZM242 254V253H241ZM258 254H259V252H258ZM215 255H216V253H215ZM215 255L213 256V257H215ZM222 255V254H221ZM223 255H224V252H223ZM230 255V254H229ZM233 255V254H232ZM256 255V254H255ZM177 256V255H176ZM202 256V257H203ZM218 256H219V254H218ZM231 256V255H230ZM237 256V255H236ZM252 256V255H251ZM263 256V255H262ZM201 257V258H202ZM204 257H203V261L205 262H207V260L206 259H204ZM255 257V256H254ZM216 258V257H215ZM234 258V257H233ZM258 258V257H257ZM260 258V257H259ZM258 258V259H259ZM221 259H222V257H221ZM220 259V260H221ZM228 259V258H227ZM235 259V258H234ZM237 259V258H236ZM247 259H248V257H247ZM246 259V260H247ZM262 259V258H261ZM212 260V261H211ZM214 260V261H213ZM229 260V259H228ZM249 261H250V259H248ZM186 261V260H185ZM191 261H187L188 263H190ZM197 261V260H196ZM222 261H223V259H222ZM241 261V260H240ZM203 262V263H204ZM206 262H205V264H206ZM263 262V261H262ZM262 262H260V263H262ZM220 264L222 263L221 261L219 262ZM235 263H236V261H235ZM234 263V264H235ZM244 263H246V262H244ZM244 263H242V264H244ZM253 263V262H252ZM200 264V263H199ZM237 264V263H236ZM248 264H250V263H248Z\"/></svg>","mask_w":264,"mask_h":264}]
</instances>
